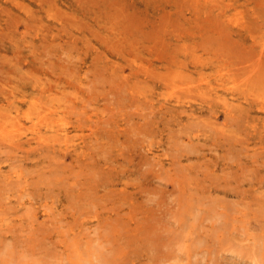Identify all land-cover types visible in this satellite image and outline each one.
<instances>
[{
  "label": "rangeland",
  "instance_id": "1",
  "mask_svg": "<svg viewBox=\"0 0 264 264\" xmlns=\"http://www.w3.org/2000/svg\"><path fill=\"white\" fill-rule=\"evenodd\" d=\"M193 1H195L196 3H204V4H207L209 6H212L213 10L212 11H210V10L209 11H204V10L202 11L201 10L200 13L192 12L191 10H189L187 2H193ZM263 1L264 0H216V1L215 0H169V1L168 0H0V73H2V75L0 74V82H1L0 88L3 85L2 88L0 89V116L3 114L6 115L7 113H12L13 115L19 114V118H15L14 120L16 121L17 124L20 123V124L24 125V126L20 125V128H21V126L25 128V131H24L25 133L23 134L22 140H26V139L31 140V142L30 141H28V142L24 141L23 144L21 145V149H19L20 146L14 147L15 145H13V143L9 144L8 143V142H10L9 140H6L0 136V142H1L0 145L3 144L0 146V178H1L2 182L4 181L7 184V185H5V183L3 182V184H4L3 185L2 182H0L1 183L0 184V190L4 187L3 191H0V192L6 193V194H3V196L0 195V198L2 199V201H0V202H2V203H0V224H1L0 226L3 227L2 229L0 227L1 231H3V233H0V236L2 237V239H0L1 240L0 241V257H1L0 263L1 264H12V262H13V264H15L16 261L14 262L13 260L17 259V261H18L17 264H19V263L33 264V263L37 262L39 258H40V260L48 259V258H46L47 255H45V250L49 251L51 249L50 252H52L54 250L51 253V256H49L50 252L49 253L47 252V254L49 257H51L49 259L53 260L54 262H58V263L60 262L59 264H62V262L66 261V260H64V261L62 260V255H61V254L64 255V253H65L67 258L71 257L75 261L78 260L77 261L78 264L81 263L80 261H83L82 262V264H83V263L87 262V261H85V258H87L89 260V258L96 257V254H97V252L99 253L100 249L101 250L105 249V250H102L103 252L106 251L107 248H105L106 247L105 243L108 240V241H110V244H107V246L110 245L112 248L113 245L115 246V244H116V246L117 245L119 246V247L117 246L116 249L120 248V249L126 251L128 257H131L130 258L131 263H127V264H139V263L143 264V261H145L144 264H151L152 261H154L153 258L155 259L156 257L158 258V259L156 258V261L160 260L159 259V257H160L163 261L166 262V264H178V262H179V264H183V263L188 264V262L190 264H202L204 262L203 261L201 263L202 260H206V263L204 262L203 264H208V263L213 264L212 261L214 262V264H216V263L217 264H261L262 263L263 264L264 263V260H263L264 256H262V254H260V253H263V255H264V242H263L264 241V234H263L264 233V220H263L264 219V216H263L264 210L262 212V215L260 213L261 209H264L263 208L264 207V193H263L264 192V174H263L264 164L262 163V162H264V153H263L264 152V146H263L264 145V111H263L264 110V76H263L264 73L260 72V71L264 72V62H262V60L264 59V51H263L264 50V2ZM109 2H111L115 6H112L111 3H109ZM255 2H256V5H255ZM108 4H110V5H108ZM253 4H254V6H253ZM185 5H187V6H185ZM257 5H258V7H257ZM119 7H121V8H119ZM122 10H124V11H122ZM223 10H226V11L223 12L222 16H219L220 11H223ZM203 12H205V13H203ZM197 15H198V17H197ZM208 15L212 16V18H215V20H217V21L219 19L221 20L220 23L215 21V24L218 23V26H214L215 24L212 25L211 23H209L205 20ZM196 19H198V20H196ZM219 25L221 26L220 28H219ZM213 27H217V28H213ZM222 27L225 28L224 31H223ZM233 30H234V32H232ZM235 30H237V31H235ZM218 31H220L221 33L219 32L220 33L219 34ZM227 32L229 34H227ZM223 33L225 35L230 36L231 38H229L228 36H225ZM216 35H220L221 37L216 36ZM154 40H156V41L159 40L160 42L159 41L156 42ZM169 40L174 41V42L170 43ZM204 40H205V42H204ZM207 40H211V41L208 42ZM227 40L231 41L232 43L233 42H235V43L231 44ZM187 42H188V44H187ZM199 42H202V43H199ZM198 43L201 45H198ZM219 43H221V45L223 46L224 49H221L222 47ZM223 43H225V45ZM154 44H155V46H154ZM239 44L240 45L243 44L244 48H242ZM113 45H115V46H113ZM217 45H218V47H217ZM219 45H220V47H219ZM226 45L228 47H225ZM231 45L232 46L236 45V47L239 45L238 47H241V49L237 47L239 50L237 49L235 51H232V50H234V48L236 49V47L233 46L234 48H232ZM112 46H113V48H112ZM201 46H202V48H201ZM217 48H220V49H217ZM226 48H227V50H226ZM158 49H160V53H159L160 55L158 54V52H159ZM230 49H232V50H230ZM156 50H157V52L154 53V51H156ZM224 50H225V52H224ZM251 50L253 52L252 56L250 53ZM102 51H104L105 53ZM168 51H169L170 57H169V55H166L168 53ZM226 51H228V52H226ZM230 51L233 53L235 52V55H234L235 57L231 56L232 54H230L231 53ZM238 51H239V53H240V51L243 52V54L247 53V54H245V56L247 55V58L245 60H242L241 58L244 59V56L243 57L241 56V55H243L242 53H240L241 55L239 54L240 57H238ZM97 52L99 53V55ZM155 54H157V55H155ZM220 54H222V55H220ZM223 54H224V56H223ZM261 54H262V56H261ZM158 55L160 56V58H158ZM256 55H257V57H256ZM97 56H99V57H97ZM100 56H101V58H100ZM94 57H96V58L94 59ZM103 57H105V58H103ZM237 57H238V59H241L243 64L241 63L240 60H238V62L236 61ZM67 58H68V60H67ZM229 58H231V59H229ZM72 59H74V60H72ZM233 59L234 60L236 59L235 60L236 62ZM254 59H255L256 63L253 62ZM105 61H107V62H105ZM110 61H112V62L110 63ZM117 61H119V62H117ZM227 61L228 62L230 61V62L228 63ZM65 62H67V63H65ZM98 62H100V63H98ZM121 62H123V64H121ZM180 62H186L189 65L183 66L182 65L183 63L181 64ZM108 63H109V65H106ZM173 63H174V65H172V66L169 65V64H173ZM238 63L239 64L241 63L240 64L241 67L239 66L240 68L238 67V71H237L236 68H237ZM96 64H97V66H96ZM127 64H129L130 67H128ZM243 65H244V67L242 68ZM101 66H103V67H101ZM166 66H171L172 69L168 68ZM235 66H236V68L234 69ZM138 67H140V68H138ZM143 67H146V69L147 68L148 69L146 70ZM245 67H246V69H244ZM256 67L258 68V71H256L257 70ZM49 68H51V69H49ZM252 68H254V69H252ZM51 70H52V72H50ZM76 70H78V71H76ZM245 70H248V71H245ZM254 70H255V72H254ZM69 71H70V73H69ZM126 71H129V72H126ZM93 72H94V74H93ZM164 72L168 73L169 75H167ZM63 73H64V75H63ZM70 74H71V76H70ZM102 74L103 75L106 74L107 76L112 75V78L111 79H110V77H109V79H107L108 77L103 78L104 76L102 77ZM27 75H29V76H27ZM173 75H174V77H173ZM185 75H188V76L191 75L192 79L188 80V82L187 81L183 82L184 84L181 85V87H184V85L187 87H190L189 85H191V87H194V88H196V86H203V87L204 86H206V87L211 86L212 88L218 87L219 89L223 90L224 88L222 87L221 84H227L226 87L230 88V90H225L224 93L227 92L225 95L228 97L229 100L230 99H231V101L233 100L232 104H230V105L225 104L224 105L223 102H221L219 100V103L222 105L221 106L217 105V107H215L216 111L207 112L206 113L207 115L203 114V116H201V117L197 116L198 112L190 111L191 117L184 119L183 122H180L178 120L179 116H180L179 113L180 112L182 113V110L185 108H182V105L177 106V107H175L179 110V111H177V110H175V108L172 107V104H174V98H175L172 94H174V92L176 94L179 90H181V87L180 86H177L178 88L177 87L167 88L164 86L161 87L159 85V83H160V78H166V79L168 78L170 80V79H172L171 77H173V79H177V80L185 78V79H183L185 81V80H187ZM113 76L116 77L115 79H118V80L112 81V79L114 78ZM122 77L124 79H122ZM175 77H177V78H175ZM181 77H183V78H181ZM91 78L93 80H91ZM140 78H143L142 81L140 80ZM3 79H5V80H3ZM145 80H146V82H144ZM76 81L78 84H76ZM91 81L95 82L94 88H93V84H92L94 82L91 83ZM109 81H111V83ZM114 82H116V83H114ZM119 82H121L120 86L118 85ZM124 82L126 83V86L124 85ZM127 82H128V84H127ZM51 84L55 87L54 91L49 92V93L46 92L42 96L45 98L41 97L42 99L40 100V102H44L45 105L48 106L47 113L50 114L49 115L50 118L55 120V121H53V122H55V124H61V123H67L68 124L69 123V125L66 124L67 127L72 126L71 124H73L72 122H74L75 120L77 121L78 119H81L85 123V124H83L84 129L75 130L71 127L70 131H69L70 140L67 142V141H65V139L63 137L61 138V140H62L61 141L60 138L58 139L57 136L54 135L55 134V131H53L54 128H49V127L43 126L44 130H46V129L50 130L51 134H50V132L47 133L46 136H48V137L45 136V138L43 137L44 139L40 138V141H42V142L37 143V141H39V137H38V140H37V138L32 139V130L28 129V127L32 124L31 118H28L25 115L26 111L33 109L34 107H31L27 103H29L28 100H30V98L33 95L34 88H41V87L43 88V87H47V86L49 87V85L51 86ZM111 84H112V86H111ZM115 84H117L119 86L118 90H113L114 87H117V85L115 86ZM121 84H123L127 88H125L124 86H121ZM96 85H97V87H96ZM110 86L113 88L111 89ZM123 87H124V89H126V91L123 90ZM87 88L90 90H88ZM95 88H97V90H95ZM176 88L179 90L177 91ZM233 90L236 91L235 94L230 93V91H233ZM110 91L113 92V95H112V92H110ZM115 91H119V92L116 93ZM106 92L109 94V96H107V95L103 96ZM191 92H189V93L190 94L193 93L192 95H195V96H193V98H190V99L188 98V99L191 100L193 103H196V104L198 103L199 105H201V101L196 96L198 91L194 90L192 93ZM126 93H128V94H126ZM135 93L137 95H135ZM24 94H27V96ZM129 94H132V95H129ZM34 95L40 96V93L36 92V93H34ZM90 95L92 97H89ZM118 95L121 96V98H120L121 102L119 99L117 100V98H119ZM249 95L252 97H249ZM51 96H53V97H51ZM125 96H127L128 98H126ZM133 96H135L137 98L135 99V97H133ZM246 96H247V98H246ZM93 97L95 100L92 99ZM96 97H97V99H96ZM105 98H107V100H105ZM90 99L92 100V102L90 101ZM113 99H114V101H113ZM134 99L136 101H134ZM143 99H144V101H143ZM60 100H61V102H64V103H61ZM145 100H147L148 102ZM106 101L108 102V104L109 103L110 104L112 103V104L111 105L107 104V106H106V103H107ZM130 101H131V104H130ZM166 102H167V105H165V107H163L162 105ZM120 103H121V105H120ZM124 103L128 107L126 105H124ZM135 103H136V105H135ZM116 104L120 105L119 107L117 105L118 109L116 108ZM137 105L139 107H137ZM148 105H151V107H149ZM168 105H170V106H168ZM199 105H197V106H199ZM104 106H106V107H104ZM123 106H125V107H123ZM120 107H121V109L126 108V107H127L126 109L131 108L132 110H130V112L131 111L132 112L134 111V112L133 113L127 112L126 109L121 110V109H119ZM136 107H137V109L135 110L134 108H136ZM154 107L157 109V110H155V115H152V116L150 115V117H152L153 119L150 117H147V116L145 118L144 114H146V113L148 114L151 111V108H154ZM18 108L20 109L19 111H17ZM64 108H66V109H64ZM92 108H93V110H92ZM149 108H150V110L147 111V109H149ZM224 108H225V110H224ZM74 109H77V110L79 109L78 111L75 110L76 115H74V113H75ZM95 109L97 110V112ZM160 109H162L163 113H161L162 111ZM89 110H91V111H89ZM137 110H139V112ZM94 111H95V113H94ZM121 111H123V112H121ZM136 111L138 114H136ZM143 111H144V114H143ZM89 112H92V114ZM80 113H82V114H80ZM87 113H89L90 115ZM139 113H140V115H139ZM185 114H188V113H185ZM86 115H88V116H86ZM234 115L237 118H235ZM243 115H245V116H243ZM64 116H65V118H63ZM108 116L111 117L110 119L108 118V120H110L111 122L109 124H107V122H105V125H104L102 120H104L103 119L104 117L107 118ZM119 116H120V118H117ZM228 116L231 118H229ZM100 117L101 118L103 117L102 120L99 119ZM91 118H93V119L91 120ZM159 118H161V119H159ZM167 118H169V119H167ZM222 118H224V119H222ZM239 118H241L243 120V123H242V120ZM85 119L87 122L84 121ZM114 119H115V121H113ZM187 119L189 121H187ZM200 119H202V121L203 120L204 121L202 122ZM105 120L107 121V119H105ZM193 120L196 122V123L194 122L196 124V125L194 124L195 126H193ZM209 120H210V122H209ZM233 120L234 121L237 120V121H235V123H234ZM35 121H36V123L40 122L39 118H37ZM42 122H40V123H42ZM49 122H52V121L49 120ZM132 122H135V123L137 122L139 125L137 126L135 123L132 124ZM189 122H191L192 124L191 123L187 124ZM197 122L200 124V126ZM206 122H207V125L209 123L210 126L209 125L207 126L205 124ZM237 122H239V124L240 123L242 124V125H238L239 126V132H238V126H237L238 123ZM40 123H38V124L40 125ZM95 123H98V124H95ZM114 123L116 125H114ZM125 123L127 125L130 124V126L129 127L126 126ZM203 123H204V125H203ZM87 124H89V126H87ZM102 125H104V126H102ZM110 125H113V126L110 127ZM145 125H147L148 127H151L150 128L151 130L147 129L148 127ZM91 126H93V127H91ZM117 126L119 127V129L116 130L115 128ZM131 126H133V128L136 127V129H138L137 127H140L141 129L143 128V130H141L139 128L138 130H141L139 132H138V130L135 131V129H134V131L130 130V132H129L128 128L131 129ZM18 127H19V124H18ZM126 127H128L127 130L125 129ZM157 127H159V128H157ZM164 127H165V129H164ZM209 127H211V128H209ZM212 127H214V129H212ZM104 128L105 129L108 128L111 130L114 128L112 130L114 132V135H111L112 138L116 136L115 138L112 139L114 143H112L111 138H107L108 136H102L101 135V133L103 134L105 132ZM145 128L147 131L145 130ZM208 128L212 129V131L209 130ZM90 129H93L92 131H96L99 134L98 135L92 134V136H90V133H91ZM10 130H11V125L9 126V129H7L6 132H9ZM219 130L221 132L223 131L224 133L220 134L219 132H216ZM145 131H146V133L143 134ZM170 131H172V132H170ZM225 132L230 134V137H229V135H225ZM60 133L63 135V134H65V131H60ZM79 133H81V134L79 135ZM6 134H8V133H6ZM210 134L212 137L210 136ZM73 135H76V136H73ZM232 135H233V137L235 136V138H233ZM29 136H31V137H29ZM35 136H36V134H35ZM61 136L59 135V137H61ZM131 136H133V137H131ZM174 136H176V137H174ZM239 136L242 137L243 140ZM84 137H85V139H84ZM86 137H87V139H86ZM98 137H100V138L98 139ZM103 137H105V138H103ZM165 137H167V138H165ZM169 137H171V140H173V141L170 142ZM174 138H176L177 142L174 141ZM257 138H259V139H257ZM180 139H182L183 141ZM1 140H4L3 141L4 143ZM133 140H135V141H133ZM97 141H99V142H97ZM108 141H110V143L106 144ZM45 142L47 144H45ZM53 142L55 145L54 148L57 146V148H55V149L52 148ZM194 142H196V143H194ZM228 142H230V144H228ZM233 142H234V144H233ZM42 143H44L43 146L40 145ZM88 143H90V144H88ZM102 143H104L105 145ZM132 143L133 144L137 143V146L133 145ZM139 143H141V144H139ZM187 143L188 144L191 143L192 148L189 145H185ZM201 143H204V144L201 145ZM235 143H237L238 145H236ZM112 144H115V145H113V148L110 147ZM129 144H132L133 146L132 145L129 146ZM181 144L184 145V147ZM210 144H211V146H210ZM34 145H36V146H34ZM139 145L142 149L138 148ZM212 145H214V146H212ZM235 146H236V148H235ZM32 147H34V150ZM49 147H50V150H49ZM87 147H89L90 150ZM130 147H131V149H130ZM135 147H136V149H138L137 151H139V149H141V151H139V152L136 151V153H135V151H134ZM196 147L198 148V150L195 149ZM228 147H229V150L231 149L233 151V153H229ZM123 148L127 151V153L129 152L128 154L126 153L127 155L123 156L122 153H120V152H122ZM237 148H240V151H238ZM241 148H243V149H241ZM97 149H99V150H97ZM101 149L102 150L105 149V152H102ZM7 150H9L11 152L8 153ZM44 150L48 151V152L51 151L50 153L55 152L56 155L55 154H49V153L45 152ZM130 150L131 151L133 150V152L136 155L139 153V155H137V157L134 153L132 155ZM21 151H23L24 153ZM142 151L144 154L142 153ZM227 151H228V154L230 156L226 153ZM255 151L257 154H260L258 157H257ZM15 152L16 153L18 152V155ZM44 152L46 153V154H44L46 156L43 155ZM108 152H110L111 154ZM112 152H113V154H112ZM123 152H124V150H123ZM169 152H171V153L174 152V153L171 154ZM179 152L181 153V155H183L182 157L179 154ZM236 152L238 153V156H237L238 158L235 157L237 154H234V153H236ZM248 152H250V153H248ZM11 153H12V155H11ZM38 153L41 154L39 157H37V155H39ZM57 153H59L60 155H58ZM140 153L143 155H140ZM177 153L179 156L176 155ZM216 153L218 154V156H216L217 155ZM239 153H242V155L240 156ZM101 154L103 157H101ZM249 154L251 156H249ZM50 155H52L53 160H52V158L51 159L48 158V157H50ZM89 155H91V156H89ZM104 155L105 156L107 155L106 157L108 159L106 158L104 160V157H105ZM170 155L172 156L173 159L170 157ZM62 156H64V158H62ZM98 156H99V159H98ZM117 156H118V158L116 159ZM127 156L129 158V160H128V158L124 159V157H127ZM132 156H134V158ZM140 156H142L141 159H140ZM152 156L155 159V161H154V159H152ZM247 156H249V157H247ZM13 158H14V160L16 159V163L14 161L12 163ZM18 158L19 159L21 158V159L17 163ZM91 158H93V160ZM138 158L141 161L147 160L146 162L148 165H146V162L144 163V161L141 163V161ZM215 158H216V160H215ZM111 159H112V161L110 162ZM134 159L136 161H133ZM178 159L182 163H185V165H183L181 168V170H183L184 172L179 169V167H181V166H179V167L177 166V165L182 164V163L178 164V163H180V161H178ZM77 160L79 162H77ZM126 160L128 162H126ZM67 161H71V163H69ZM107 161H109V162H107ZM114 161H116L115 163H117V162H119V163H117V165H116L114 163ZM151 161L154 162L155 165H153ZM159 161H161V162H159ZM177 161H178V163H177ZM230 161H231V163H230ZM232 161H234V162L232 163ZM44 162L46 164H43ZM56 162H57V164H56ZM155 162H159L160 164H158V167L162 166L165 170L163 171L162 170L163 168L158 169L157 164ZM51 163L54 166H52ZM112 163L115 164V166ZM48 164H50V166L53 168H51L50 166H47ZM109 164H110V166H108ZM124 164H126L127 167H126V165L123 166ZM142 164H143V166L145 165V168H146V166L150 165L151 168L147 167L149 170H151L153 168L152 166H154V168L152 169L153 171H154V169L157 168L159 171H161L160 173H165V174L167 172L168 173H167V175H165V174H160L157 169L156 170L158 172L156 170L154 172H152V171L148 172L147 168L145 169L144 167H141V166L138 168V166L142 165ZM163 164H164V166H163ZM195 164H197V165L195 166ZM198 164H200V166H202L201 167L202 170ZM97 165H100L99 168ZM175 165L177 167L176 169H178L180 171H177L174 168ZM12 166H13V168H12ZM17 166H19V167H17ZM41 166L45 167L46 169L45 168L42 169L43 167H41ZM58 166L62 167V169L58 168ZM131 166L133 169L135 166L136 167L133 170L131 168ZM184 166L185 167L189 166V169L187 167L183 168ZM204 166H205L206 171H204L205 169L203 170ZM48 167H50V168H48ZM54 167H55V169H54ZM102 167L104 169L103 171H102ZM109 167L110 168L113 167V171L112 170L110 171V169H108ZM118 167H119V169H118ZM121 167L122 168L124 167V170ZM128 167H130V169ZM33 168L36 169L37 171L34 170ZM65 168H66V170H65ZM70 168L71 169L73 168V169L70 170ZM167 168H169L168 170H170V172L173 170V173H169ZM242 168H245V169H242ZM24 169H25V171H27L26 173L23 171ZM78 169H80L81 172ZM89 169H93L91 171H94V172L93 173L91 172V174H92V176H94V178L97 177V175H99V176L97 178H95V179L93 178L91 180L92 176L90 174ZM94 169H96L98 171H96ZM105 169L106 170L108 169L107 170L108 173L110 172V174H108L106 172V174L110 176L109 178L106 174L104 176L102 175L105 173V171H106ZM116 169H117V171L120 169H122L123 171L120 170L119 173L116 171L117 174H114ZM125 169H126V171H125ZM250 169H251V171H249ZM260 169H261V171H260ZM11 170H12V172H11ZM61 170H62V172H59ZM245 170L247 172L249 171V173H247V172L244 173ZM50 171H51V173L49 174ZM73 171H74V174H73ZM99 171H100V174H99ZM175 171L178 172L177 176H176ZM197 171L199 172L198 174H197ZM233 171H234V173H233ZM83 172L84 173L86 172V174H83ZM111 172L113 173V176H112ZM130 172H131V174H130ZM179 172H181V173H179ZM193 172H195L194 174L197 175L196 177H194L195 175L192 174ZM206 172H208L209 174L211 173V179L213 178L215 181L213 179L211 181V179H210V177H208V175L205 176L207 174ZM212 172H214L216 175L214 173L212 175ZM240 172H243V174L241 175ZM251 172L253 173L252 175H251ZM65 173L66 174L69 173V174L66 176ZM95 173H96V175H95ZM145 173H147V176ZM219 173H221V174H219ZM255 173H258V175H260L261 178L258 179V177H260V176L257 177L256 176L257 174H255ZM126 174H127V176H126ZM151 174L152 175L155 174V176L154 175L152 176ZM180 174H181V176H179ZM183 174H185V175H183ZM224 174H225V178L226 177H228V178L225 179ZM50 175H51V177H50ZM73 175H75V176L73 177ZM76 175L78 176V179L80 176L79 180L82 179L81 180L82 182L81 181L78 182V179H76L77 178ZM85 175H86V177H85ZM101 175L103 177H101ZM157 175H158V177L160 175V177L158 178ZM190 175H192L193 178L190 177ZM218 175L221 176L220 178L222 180L217 179L219 177ZM240 175L242 176V178L245 181L244 180H242L243 182H241V180L238 181L241 177ZM47 176H49L50 178L47 179ZM64 176H65V178H64ZM130 176H132L131 178L134 179L133 184H132V181L129 180V179H131ZM251 176H253V179L251 178V180H248V178ZM16 177L20 178L19 181L17 180ZM42 177H43V179H42ZM111 177H112V179H110ZM164 177H167V178L165 179ZM174 177H175V179H174ZM185 177H187V178H185ZM234 177H237V178L235 179ZM21 178H25L26 180L21 179ZM29 178H31L32 180L30 181ZM85 178H89V179L86 180ZM98 178H101V179L99 180ZM107 178H108V180H107ZM153 178H155V179H153ZM169 178H171V180ZM176 178H178V182L175 181ZM188 178H190V179H188ZM113 179H114V181H113ZM116 179H117V181H116ZM139 179L140 180L142 179L141 182L139 181ZM158 179H159V181H157ZM164 179L166 182L168 181L167 184L164 183L165 182ZM9 180H10V182L8 183ZM21 180H22V182H21ZM54 180L56 182H54ZM94 180H96V181L99 180V181L97 183V182H94ZM162 180L164 182H161ZM184 180H186V181H184ZM200 180H202L201 181L202 183H200ZM15 181H16V183H15ZM65 181H67V182H65ZM100 181L103 183H101ZM109 181L111 183H109L105 186L106 182H109ZM115 181H116V183H114ZM127 181L128 182L130 181V182L128 183ZM134 181H136V183H134ZM68 182H69V184H66ZM104 182H105V184H104ZM175 182H177V183L175 184ZM207 182L210 185L209 184L206 185ZM259 182H261V184ZM14 183L20 184V185L18 184V186L20 187L19 190L15 189V188H18V186L17 185L14 186ZM60 183H61V185H60ZM62 183H65L64 186L62 185ZM76 183H78V184H76ZM99 183H100V185H99ZM186 183H188V184H186ZM214 183H218V185L214 184ZM229 183H231V184H229ZM256 183L259 185H257ZM153 184H155V188H154ZM12 185L14 186V188H12ZM66 185H69V186H66ZM78 185H79V187H77ZM142 185H144V186L150 185V186H148L149 192H146L147 190L144 191L145 187H143ZM160 185H161V187H160ZM163 185H164V188H163ZM184 185H185V187H184ZM224 185H225V187H224ZM235 185H236V187L234 188L233 186H235ZM1 186H3V187H1ZM7 186H9L10 188L6 189ZM37 186H38V188H37ZM82 186L85 189L87 186L88 187L91 186V188L87 187V189H86L87 192L85 191L86 196L88 195L87 197L91 200H89L88 198H84L86 196L84 194H81L84 192V191H82V189H83ZM93 186L96 187V190ZM152 186H153V188H149ZM205 186H209V187H205ZM107 187H109V189ZM174 187L177 190H175ZM67 188H69V189H67ZM70 188H71V191L74 190V192L71 193ZM93 188H94L95 192L89 190V189L93 190ZM105 188H107L106 191L109 190L110 194L108 193V191L105 193L104 192L102 193V191H105L104 190ZM158 188L159 189L163 188L162 189L163 191L160 190V192L162 193L161 195H160ZM239 188L243 189V193H242V190H240ZM119 189L121 190V192H118ZM140 189L142 192L140 191ZM172 189H174V190H172ZM178 189L180 191L182 189L181 195H179L180 192ZM203 189H205V190H203ZM79 190L82 192L79 193L80 192ZM112 190H114V191L118 190V191H116L117 193L116 192L114 193V191H112ZM128 190L131 191L130 196L133 195V199L131 198L132 196L131 197L129 196L130 199L128 198V195H129V193H127ZM192 190H194V191H192ZM230 190H232V191H230ZM234 190L235 191L237 190V194ZM246 190H247V192H246ZM69 191L71 194L69 193ZM124 191L125 192L127 191L126 192L127 194H124L125 193ZM195 191H197V193ZM58 192H60V193H58ZM76 192L78 194H76ZM172 192H174V193H172ZM175 192H178L179 194H177V196H180V197H184V195H186L185 201L188 200V198L191 196V194H193L191 197L192 198L194 197V199H196V197H197V199L199 200L198 201L196 199L198 201V203H197L198 205H201L205 201L208 204L204 203L206 208H204L203 204H202L203 207L200 206V208H199L197 205L195 206L197 201L196 200L194 201V199H192L190 197L189 201L192 199L190 201L191 206H189V208H188L189 210L187 211L184 208V204H185L184 198L182 199L180 197L177 198L176 196H174L175 198H177V199H175L173 196H169L172 194L176 195ZM182 192L184 194H182ZM185 192L188 195L185 194ZM39 193H41L42 195ZM73 193H75V197L77 195L78 198L80 196L84 195L83 198H84L86 204L89 201H91V202L94 201V203L90 204L91 202H89L86 206H84L85 202H83V198L82 197H81V199H78V198L75 199L74 198L75 199V201H74V199L71 197L73 195ZM114 194L116 195L115 197H114ZM148 194H150V196L152 194L154 196V194H155L156 197L151 196V199H152V197L154 198V199H152V202L150 201ZM221 194H223V195H221ZM39 195H41V196H39ZM48 195H49V197H48ZM146 195H148V198ZM201 195H203V198ZM213 195H216V198H215V196L213 197ZM108 196H109V198L107 199ZM112 196L114 197V201H115L114 203H113ZM199 196H201L202 199L199 198ZM208 196H210V198H212V199H210ZM254 196H258L257 197L258 200H259V197L261 198L260 200H262V198H263V200L261 202L259 200L256 203L257 199ZM110 197L112 199H110ZM171 197L174 198L173 201H172ZM219 197H220V199L222 197L224 199V202L220 201ZM157 198H159V201L163 199L164 202L160 201L162 204L160 202L158 203V201H156V200H158ZM204 198H205V200H203ZM213 198H215L216 200H214ZM217 198L219 201H217ZM87 199H88V201H86ZM109 199L112 201H110ZM118 199L120 202L118 201ZM141 199H142V202H141ZM200 199H201V201H200ZM80 200H81V202H79ZM153 200H155V201H153ZM202 200L204 202H202ZM207 200L210 203L211 202L214 203V204L213 203H211V204L213 205V207H215V209L210 207L212 205L209 202H207ZM243 200H244V202H243ZM59 201H61V202H59ZM99 201H101V203ZM143 201H145V202H143ZM175 201H177V202L179 201L177 203L178 206H177ZM230 201L232 202V205H230L231 203L228 204V202H230ZM75 202H78V203H75ZM121 202H123L122 204L126 203V205L121 206L120 205ZM130 202H132V204ZM140 202L142 204H140ZM174 202L176 204L175 206H173ZM252 202L253 203L255 202L256 204H253ZM79 203H80L81 209L78 205ZM136 203H139L140 205H137ZM167 203H168V206H167ZM220 203H221V205H220ZM68 204H70V205H68ZM72 204H73V206H71ZM102 204H103V207H102ZM104 204L107 206H105ZM193 204L195 207H193ZM44 205H45V207H44ZM81 205L84 207H87V208L89 207L88 208L89 210L87 208L84 209V207H82ZM110 205H113L112 207L114 208V210L111 208V210H113V211L110 210V207H111ZM133 205L135 206L134 208H133ZM161 205H163L164 207H162ZM67 206H69V207H67ZM116 206H118V207H116ZM119 206H120V209H119ZM154 206H155V208H154ZM231 206H234V208ZM70 207L71 208L73 207V208L71 209ZM144 207L145 208L147 207V210H149V211H147V210L142 211L143 209H145ZM160 207H161L162 211H160L161 209H158ZM171 207H173V208H171ZM196 207H198V208H196ZM221 207L222 208L224 207L223 208L224 210ZM27 208H28V210H27ZM30 208H31V210H30ZM82 208H83V210H82ZM108 208H109V210H108ZM153 208H154V210H153ZM167 208H168L169 212L171 211V209L176 210L177 212L172 210L175 212V214H174V212L173 213L170 212V215H172V214L174 216L177 215V219L180 218V220L178 221L177 219H175L176 217H174L173 215L172 216L174 217V219L172 217H170V215H168L169 214L168 210H166V212H168V214L165 212V209H167ZM180 208L182 210H180ZM203 208L205 209V210H203L204 212L202 211ZM259 208H261V209H259ZM49 209H51L52 213ZM76 209H77V211H76ZM184 209L188 213H186ZM196 209H198V210H196ZM225 209H226V211H225ZM251 209L252 210L255 209V210L252 211ZM72 210H74V211H72ZM85 210H87L86 212L88 214H86ZM115 210H118L119 212L117 213V211H115ZM123 210L129 211V213H131V211H132V213H131L132 215H129V213L127 214V211H125V213H124ZM155 210L162 212V214L164 212V214L162 215V214H160V212L157 213V212H155ZM195 210H196V212H194ZM213 210H216V211H213ZM9 211L11 214L9 213ZM58 211H59V213H58ZM94 211H96V212H94ZM97 211H99V212H97ZM141 211H142V213H141ZM152 211L154 212V214ZM192 211L194 212V214ZM197 211H200V213H198ZM227 211H230L229 215H228ZM3 212H5V213H3ZM133 212H134V214H133ZM56 213H57V215H55ZM64 213H66V214H64ZM119 213L122 214V216L124 214H126V215H124L122 217ZM179 213H181L180 216H178ZM205 213L206 214L208 213L210 215V218H211V215H212V218L217 217L216 216L217 213L218 214L220 213L219 215L221 217L218 215L219 218L214 219V222L216 223L215 224L213 222L212 218L210 220L209 216L206 217ZM214 213H215V217H213ZM258 213H259V217H258ZM1 214H3V215H1ZM19 214H21V215H19ZM25 214H26V216H23ZM142 214H143V216H141ZM151 214H152V216L156 215L155 216V217H157V219H155L156 221H158V219L160 217L161 218L157 222L159 226L156 225V227L157 226L159 227V229L157 227V232H156V227H153V229H155V230L151 231V233H150V231H148L147 225L151 226L152 225L151 221L153 220L152 218H155L154 216L152 217ZM184 214H186L185 217H188V218H185ZM113 215H114V218H113ZM157 215L160 217H158ZM193 215L195 217H193ZM203 215L205 216L206 219L207 218H209V219L206 220ZM222 215L228 216V217H223ZM3 216H5L6 218ZM105 216L108 218L112 217L113 219H109L108 222H107V220H108L107 219L104 222L103 220L106 219ZM117 216L118 217L121 216L120 217L121 218L120 223H122L123 226H125L128 223L131 227L128 226V224H127L126 226H128V227H127L126 231H124V228H123L122 232H120L119 230H120V227L122 225L120 223L119 224L117 223L118 222V220H116ZM146 216L148 217V220L150 221V223L148 221H147V224L145 223V220L147 218ZM165 216H166V219L163 218ZM167 216H169V218ZM181 216H183V217H181ZM200 216H202V218ZM7 217H10V220ZM140 217H142V219L143 218H145V219L142 220ZM230 217L233 220H231ZM260 217H263V219ZM4 218H5V220H4ZM32 218H34L35 222L33 221ZM120 218H119V221H120ZM139 218L141 219L140 221L142 222L141 223L139 221L140 224H142V225L146 224L145 227L142 228V225L141 226L137 225V224H139V222H138ZM183 218H185V220ZM196 218H198V219H196ZM203 218H204L205 222L207 221L206 223L203 222V220H202ZM220 218H221V220L223 219L222 221L220 220V225L222 222L223 227L220 226L219 223L216 221L217 219L219 221ZM249 218H251L253 220L252 221L250 219L252 221L251 223H253V222L255 223V224H252L253 226L257 224V226H254V229H252L253 228L252 225H250L249 227L246 226L247 228L245 227L246 221H247V225L251 224L248 222ZM258 218H260V219H258ZM181 219H182V221H181ZM243 219H247V220H244V222H243ZM74 220H76L77 222ZM110 220H114V222L117 221L116 222L117 224L116 223L115 224L118 226L120 225V227L115 226V224H114L115 227H113V221L111 223ZM168 220H169V223L167 222L168 224L167 223L165 224V222ZM174 220H176V222L178 223L177 224L175 222L177 225L174 223ZM191 220H192V222H191ZM196 220H198V221L195 222ZM201 220L203 223H201ZM257 220H258V222H257ZM123 221L125 222V225L123 224ZM156 221H154V222L156 223ZM185 221L187 223L189 222L190 224L188 225L187 223L186 224L183 223V225H182V222H185ZM229 221H230V223H229ZM38 222L40 223L39 225H38ZM50 222L52 224H54V226L56 223V226H58V228L57 227L54 228ZM135 222H136V224H134ZM159 222H160V224H159ZM26 223H28V226ZM31 223H32V226H30ZM48 223H49V225H48ZM96 223L98 225H96ZM163 223H164V225H163ZM259 223L262 224V228H260L261 226L258 225ZM193 224H195L196 227ZM214 224H215V227H214ZM37 225H38V228L35 227ZM44 225H45V228H44ZM199 225H200V227L204 226L205 228L204 227H202L203 229L198 228ZM4 226H6V227L4 228ZM8 226H10L12 231L15 230L14 232H16V233L18 232L19 234L17 235L14 232L10 231ZM33 226L35 228H33ZM107 226H109V227H107ZM160 226L163 227L162 229H164V228L167 229L169 226V229H167V231L165 229V231L167 233L169 231L172 234V236H171V234H166L164 230H162L163 231V233H162V231L160 230V228H161ZM185 226H188V227H185ZM20 227H21V229H19ZM30 227L35 229V231H33V229ZM64 227L67 228L69 235H66L65 233L63 234V232L62 233L60 232L62 230L65 231ZM146 227H147V231H146ZM221 227H222V229H221ZM256 227H257L258 231L255 230ZM39 228H41V229L39 230ZM47 228L49 231L47 230ZM59 228H60V230H59ZM91 228L93 230H91ZM112 228H113V230H112ZM114 228L116 229V233L114 232V230H115ZM139 228H141V230ZM170 228H171V230H170ZM197 228H198V230H197ZM206 228H207V230H205ZM213 228L214 229L217 228L218 229L217 232L215 230H212ZM4 229L5 230L8 229V232L7 231L4 232ZM23 229H24V232H22ZM28 229L30 231H28ZM36 229H38L39 232H37ZM149 229H150V227H149ZM180 229H182L184 232ZM199 229L201 230V232L199 231ZM223 229H226V231H228L229 236L225 235V233H224V235L222 234ZM138 230L140 232L141 231H143V232L137 233ZM159 230H160V236H159V232H158ZM172 230H174L175 232L173 233ZM178 230L180 232H178ZM192 230L195 231L197 234L200 233V234H198L199 237L195 232H192ZM220 230H222V231H220ZM238 230H240L241 232ZM32 231L36 234L38 233L37 237H36V234H33V236L35 235V237H32V233H33ZM76 231H78V232L80 231V233L81 234L83 233V235L81 236L80 233L76 234ZM83 231H85L86 233ZM89 231L91 232V235L89 234L90 233ZM127 231L131 234L127 233ZM20 232H22V234ZM48 232L50 233L49 234L50 236H48V234H47ZM147 232L150 233V236L148 237L149 234H146V238H145L144 233H147ZM220 232H222V233H220ZM13 233H14V235H13ZM30 233H31V235H30ZM41 233H44V234H41ZM132 233L135 235H133ZM152 233L153 234L156 233L155 237L157 236L156 238H158V240L155 237L152 238V236H154ZM177 233H178V235H177ZM179 233H183V234L179 235ZM192 233L196 234L197 236L193 235L191 237ZM214 233H218L217 236H214V235H216ZM230 233H232V234H230ZM233 233L235 235L237 233V235L238 236L240 235V236L235 237V235ZM79 234L81 236V239L84 240L83 243H82V240H80V236H78ZM84 234L85 235L87 234V235L85 236ZM97 234L102 235L103 237L98 236ZM142 234H143V237H141ZM244 234H245V236H244ZM253 234L255 235V237ZM38 235H40L39 236L40 239H41V237L43 238V243L41 241L40 242L38 241V240H40L38 238ZM43 235L46 236V239H47V237H48V239L50 238L49 240H52V238H55L53 240L54 243H52L53 241H49V240L44 239ZM230 235H232V237ZM257 235H259V237L263 238V240L261 238H260L261 240L259 239L263 243H261L258 239L256 241L255 238L257 237ZM16 236H18V238ZM24 236H25V238H24ZM30 236H31V238H30ZM77 236L79 237V239H77L78 238ZM93 236H95V238H93ZM163 236H165L166 239ZM212 236H213V238H210ZM223 236H225V240H227V238L229 239L230 237L232 238V240H230L231 239L230 238L229 239L230 241L228 240L229 243L225 242L223 240V238H224ZM243 236L245 238H246V236H248L249 238L248 237L246 239L243 238V240H242L241 238ZM4 237H6V241L2 242V240L3 241L5 240ZM12 237H13V240H12ZM60 237H64V238H61V240H60ZM67 237H69V238L71 237L70 238L71 242H69L67 240ZM86 237H88L87 240H88L89 244L87 243V241L85 239ZM98 237H101V238L99 239ZM107 237H108V239H107ZM137 237H139V238H137ZM185 237H187V238H185ZM217 237H219V238H217ZM22 238H24L25 242L23 241ZM91 238H92V240L96 239L95 242H94V240L90 241ZM112 238H114V239H112ZM170 238H172L173 241ZM178 238H179V240H178ZM192 238H194L193 240L197 239V241H195V242L191 241ZM199 238L201 240H199ZM221 238H222V242H224V245L222 244V242H220ZM9 239H10V241H7ZM18 239L20 241L22 240L21 241L22 243H19ZM34 239H36L35 241L37 243L34 241ZM63 239L65 241H63ZM116 239H120V240H122V241L124 240V241L120 242L119 240L117 241ZM154 239H156V240H154ZM175 239H177V240H175ZM180 239H181V241H180ZM205 239L208 242H206ZM248 239H250V240L252 239L253 243H252V241H249ZM161 240H164V242H162ZM189 240H190V244H189ZM212 240L214 241L213 242L214 248H213V245L211 243ZM245 240H247V241H245ZM12 241H13V243L14 242L16 243V246H15V243L14 244L12 243ZM26 241H27V243H26ZM58 241H60V242H58ZM77 241H79L78 242L79 245L81 244V249H79V247H78L79 245H78ZM125 241L128 242V245L126 244ZM165 241L166 242L170 241V242L166 243ZM176 241L178 243L180 242L181 244H178ZM198 241H200V242H198ZM216 241H218V242H216ZM231 241L235 244V246L236 245L239 246L240 243L243 244V242H245V243L247 242L246 244L244 243L243 246L240 245L238 247L240 250H242V253H243L244 249H241V248H244V247L246 249L249 248L247 251L246 250L244 251L245 254L243 253L244 257H246V260L244 257L241 258L243 256L242 254H240L241 251H239L238 248H236L234 245H233L234 250H232V249L229 250L230 247L229 248L225 247L229 244L228 246H231V248H233V246L231 245L232 244ZM236 241H237V243H235ZM32 242H33V245L31 244ZM50 242H51V245L53 244V246L50 245ZM91 242L95 243V245H91V244H93ZM100 242L102 243V246H101ZM133 242L136 244H134ZM193 242H194V245H196L198 243L196 245L198 249L195 246V248H196V250H195L194 246L191 245V244H193ZM201 242L204 244H202ZM215 242L218 243L219 245H216ZM248 242H250V243L248 244ZM55 243H57V244H55ZM74 243L77 244V246L74 245ZM86 243L88 245H91V247L92 246L97 247L96 243L99 244L98 245V251L96 249V254L94 252L95 248L92 247L93 249H91V247L89 246L91 249V252H92V250L94 252V254H92L93 257L91 256V252H89L90 250H88L89 247L87 248L88 245ZM120 243H122V244L120 245ZM175 243H177V244H175ZM185 243H187V245ZM200 243L202 244V247L204 249L202 247H201L202 249L200 247H198V246H201ZM207 243H209V244H207ZM226 243H227V245H226ZM12 244L14 245L13 248H12ZM42 244H44L43 245L44 250L41 249ZM47 244L50 247L47 246ZM140 244L143 246H141ZM206 244H207V246L208 245L211 246L214 250L217 247L219 248L220 244H221V247L219 248L220 253L218 252V249L215 250V253H213L214 250H212L211 247L207 248ZM247 244H248V246H247ZM261 244H262V246H261ZM34 245H35V247H34ZM36 245L38 248L36 247ZM257 245H259V246H257ZM82 246H84L85 248L82 249ZM120 246H123V248ZM146 246L147 247L149 246L148 248L150 250L148 248L146 249ZM153 246H154V249H153ZM188 246L189 247L192 246L193 248H191V247L189 248ZM2 247H4V249L7 252L3 251ZM8 247H9V249H8ZM18 247H19V250H18ZM45 247H48L49 250L46 249ZM130 247L131 248L134 247V249H136L137 252L134 249H131ZM139 247H140V249H139ZM30 248H31V250H33V252L30 250ZM61 248H63L62 251L64 250L66 252H64V251H63L64 253L61 252ZM76 248H77V250H76ZM128 248H130V250H134L135 254L132 251H130ZM144 248H145V250H144ZM157 248L159 249L157 253H159L161 251L163 256L160 253L157 254L156 252H155L156 255H154V251H157ZM222 248H223V250L225 248L224 252H226L225 253L226 255L224 254ZM259 248L261 249V252L259 251V253H258L257 249H259ZM14 249H16V251H14ZM21 249H22V252H21ZM34 249L38 250L39 252L41 250L42 251L40 252V254H37L38 251H36L35 253L37 254V256L36 255L34 256V254H35ZM116 249H114V250H116ZM141 249H142V251H140ZM1 250H2V255H1ZM79 250L85 251V253L82 252V257H80V259L78 258V256H75L76 253L78 255ZM114 250L111 251V253H110L111 257H115L114 255H116ZM166 250H167V252H165ZM253 250H256L255 251L256 253ZM28 251H30L32 253H30ZM149 251L153 253V254L151 253L154 256L153 258H150V256H152V255L150 253H148ZM177 251H179L180 253H178ZM164 252L167 254V257L164 256L165 255V254H163ZM173 252L177 253V254H174ZM230 252H234V254H232ZM235 252H236V255H235ZM252 252H253V255L255 253L254 257L252 255ZM24 253H26V254L24 255ZM29 253H30V255L32 254L31 255L32 258H29L31 260L28 259V257H30ZM54 253H57V255L56 254L53 255ZM168 253H170L173 257L171 255H169ZM12 254H14L13 255L14 258L16 257L15 259L12 258L13 257ZM27 254H28V257L26 256ZM230 254L234 256L233 259H232L233 256H231ZM247 254L249 255V257L247 256ZM256 254H259V256L257 255L258 258L256 257ZM17 255L20 256V258ZM38 255H40V256H38ZM65 255H64L63 259L65 258ZM175 255H177V256H175ZM193 255H195V256H193ZM224 255H225V257H224ZM24 256L27 258V261L25 258V261L22 262V260H24V259H21V257L24 258ZM52 256L55 259L52 258ZM229 256H231V257H229ZM9 257H10V259H9ZM250 257H252V258H250ZM67 258H65V259H67ZM69 258L67 259L66 262L71 260V258L70 259ZM182 258H183V260H182ZM254 258H256L258 260V262ZM59 259H61V260H59ZM93 259H94V261H97V260H95L96 258H93ZM149 259H151V261H148ZM169 259L171 260L170 262L167 261ZM174 259H177L176 262ZM194 259H196V261H194ZM6 260L7 261L10 260L11 263L7 262ZM162 260H160L161 261L160 263H159V261H157L156 263L157 264H165ZM259 260L262 262H260ZM154 262H153V264H154ZM119 263L120 262H118V264ZM121 263L126 264V262H122V261H121Z\"/></svg>",
  "mask_w": 264,
  "mask_h": 264
},
{
  "label": "bare ground",
  "instance_id": "2",
  "mask_svg": "<svg viewBox=\"0 0 264 264\" xmlns=\"http://www.w3.org/2000/svg\"><path fill=\"white\" fill-rule=\"evenodd\" d=\"M168 1H169V0H168ZM215 1H216V0H215ZM263 2H264V1H263ZM109 3H111V2H109ZM187 4H188V8H189V10H191L192 12L200 13L201 10H202V11H203V10H204V11H209V10L212 11V10H213V7H212V6H209V5L204 4V3H196L195 1H193V2H187ZM108 5H110V4H108ZM111 5H112V6H115V5H113L112 3H111ZM202 5H203V6H202ZM230 5H231V4H230ZM255 5H256V2H255ZM185 6H187V5H185ZM224 6H225V5H224ZM253 6H254V4H253ZM257 7H258V5H257ZM119 8H121V7H119ZM255 8H256V7H255ZM122 11H124V10H122ZM183 11H184V10H183ZM224 11H226V10L220 11V15H219V16H222ZM203 13H205V12H203ZM207 13H208V12H207ZM193 17H194V16H193ZM197 17H198V15H197ZM205 17H206V16H205ZM195 18H196V17H195ZM217 18H218V17H217ZM217 18H216V19H217ZM199 19H200V18H199ZM196 20H198V19H196ZM205 20H206L207 22L211 23L212 25L215 24V21H216V22H219V23L221 22L220 19L217 21V20H215V18H212V16H209V15L206 17ZM227 20H228V19H227ZM222 21H223V20H222ZM201 22H202V21H201ZM201 22H200V23H201ZM223 22H224V21H223ZM227 22H228V21H227ZM216 24H217V25H216ZM216 24H215L214 26H218V23H216ZM212 25H211V26H212ZM204 26H205V25H204ZM188 27H189V26H188ZM209 27H210V26H209ZM220 27H221V26L219 25V28H220ZM226 27H227V26H226ZM213 28H217V27H213ZM219 28H218V29H219ZM222 29H223V31H224L225 28L222 27ZM222 29H221V30H222ZM139 30H140V29H139ZM200 30H201V29H200ZM214 30H215V29H214ZM229 30H230V29H229ZM216 31H217V30H216ZM225 31H226V30H225ZM235 31H237V30H235ZM219 32H220V31H218V33H219ZM232 32H234V30H233ZM192 33H193V32H192ZM194 33H195V32H194ZM220 33H221V32H220ZM220 33H219V34H220ZM223 34H224V33H223ZM227 34H229V33L227 32ZM230 34H231V33H230ZM238 34H239V33H238ZM196 35H197V34H196ZM224 35H225V34H224ZM194 36H195V35H194ZM204 36H205V35H204ZM213 36H214V35H213ZM216 36H220V35H216ZM222 36H223V35H222ZM225 36H228V35H225ZM225 36H224V37H225ZM220 37H221V36H220ZM228 37L231 38L230 36H228ZM118 41H119V40H118ZM154 41H156V40H154ZM158 41H159V40H158ZM158 41H156V42H158ZM169 41H170V40H169ZM207 41L209 42V41H211V40H207ZM220 41H221V40H220ZM224 41H225V40H224ZM227 41H228V40H227ZM113 42H114V41H113ZM159 42H160V41H159ZM171 42H174V41H170V43H171ZM202 42H203V41H202ZM202 42H199V43H202ZM204 42H205V40H204ZM204 42H203V43H204ZM208 42H207V43H208ZM228 42L231 43V44H234V43H235V42L232 43L231 41H228ZM119 43H120V42H119ZM150 43H151V42H150ZM154 43H155V42H154ZM199 43H198V45H201V44H199ZM236 43H237V42H236ZM112 44H113V43H112ZM145 44H146V43H145ZM166 44H167V43H166ZM187 44H188V42H187ZM212 44H213V43H212ZM219 44L221 45V43H219ZM223 44L225 45V43H223ZM152 45H153V44H152ZM168 45H169V44H168ZM189 45H190V44H189ZM220 45H219V47H220ZM236 45H237V44H236ZM236 45H233V46L236 47ZM239 45H240V44H239ZM239 45H238V46H239ZM113 46H115V45H113ZM113 46H112V48H113ZM135 46H136V45H135ZM154 46H155V44H154ZM154 46H153V47H154ZM166 46H167V45H166ZM187 46H188V45H187ZM202 46H203V45H202ZM202 46H201V48H202ZM204 46H205V45H204ZM231 46H232V45H231ZM233 46H232V48H234ZM238 46H237V47H238ZM240 46H241L242 48H244L243 44L240 45ZM107 47H108V46H107ZM146 47H147V46H146ZM151 47H152V46H151ZM182 47H183V46H182ZM217 47H218V45H217ZM221 47H222L221 49H224L222 45H221ZM225 47H228V46L226 45ZM237 47H236V49L234 48V50H232V49H230V50L235 51V50H237L238 48L241 49V47H238V48H237ZM115 48H116V47H115ZM158 48H159V47H158ZM172 48H173V47H172ZM212 48H213V47H212ZM116 49H117V48H116ZM130 49H131V48H130ZM169 49H170V48H169ZM174 49H175V48H174ZM174 49H173V50H174ZM217 49H220V48H217ZM111 50H112V49H111ZM131 50H132V49H131ZM149 50H150V49H149ZM158 50H159V52H158V54H159V53H160V49H158ZM226 50H227V48H226ZM238 50H239V49H238ZM104 51H105V50H104ZM104 51H102V52H104ZM120 51H121V50H120ZM127 51H128V50H127ZM129 51H130V50H129ZM152 51H153V50H152ZM263 51H264V50H263ZM155 52H157V50L154 51V53H155ZM165 52H166V51H165ZM224 52H225V50H224ZM226 52H228V51H226ZM230 52H231V51H230ZM261 52H262V51H261ZM97 53H98V52H97ZM104 53H105V52H104ZM219 53H220V52H219ZM240 53L243 54V52H241V51H240ZM240 53H239V51H238V57H240V56H239ZM250 53H251V56H252V53H253L252 50H251ZM164 54H165V53H164ZM170 54H171V53H170ZM224 54H225V53H224ZM224 54H223V56H224ZM230 54H232L231 56L233 57V56L235 55V52H234V53L231 52ZM245 54H247V53H245ZM245 54H243V55L240 54L242 57L244 56V59L241 58L242 60H245V59L247 58V55L245 56ZM98 55H99V53H98ZM100 55H101V54H100ZM155 55H157V54H155ZM159 55H160V54H159ZM159 55H158V58H160ZM166 55H169V51H168V53H167ZM218 55H219V54H218ZM220 55H222V54H220ZM106 56H107V55H106ZM138 56H139V55H138ZM228 56H229V55H228ZM253 56H254V55H253ZM259 56H260V55H259ZM259 56H258V57H259ZM261 56H262V54H261ZM74 57H75V56H74ZM74 57H73V58H74ZM97 57H99V56H97ZM123 57H124V56H123ZM143 57H144V56H143ZM154 57H155V56H154ZM169 57H170V55H169ZM171 57H172V56H171ZM174 57H175V56H174ZM234 57H235V56H234ZM238 57H237V60L235 59L237 62H238V60L241 61V59H238ZM256 57H257V55H256ZM95 58H96V57H94V59H95ZM100 58H101V56H100ZM103 58H105V57H103ZM124 58H125V57H124ZM152 58H153V57H152ZM220 58H221V57H220ZM254 58H255V57H254ZM261 58H262V57H261ZM83 59H84V58H83ZM108 59H109V58H108ZM144 59H145V58H144ZM169 59H170V58H169ZM222 59H223V58H222ZM229 59H231V58H229ZM251 59H252V58H251ZM251 59H250V60H251ZM60 60H61V59H60ZM67 60H68V58H67ZM67 60H66V61H67ZM72 60H74V59H72ZM78 60H79V59H78ZM101 60H102V59H101ZM104 60H105V59H104ZM174 60H175V59H174ZM226 60H227V59H226ZM233 60H234V59H233ZM235 60H234V61H235ZM39 61H40V60H39ZM42 61H43V60H42ZM48 61H49V60H48ZM70 61H71V60H70ZM107 61H108V60H107ZM107 61H105V62H107ZM114 61H115V60H114ZM114 61H113V62H114ZM168 61H169V60H168ZM170 61H171V60H170ZM234 61H233V62H234ZM236 61H235V62H236ZM240 61H239V62H240ZM40 62H41V61H40ZM111 62H112V61H110V63H111ZM115 62H116V61H115ZM117 62H119V61H117ZM124 62H125V61H124ZM227 62H228V61H227ZM229 62H230V61H229ZM229 62H228V63H229ZM253 62L256 63V62H255V59H254ZM262 62H264V59L262 60ZM43 63H44V62H43ZM47 63H48V62H47ZM65 63H67V62H65ZM76 63H77V62H76ZM98 63H100V62H98ZM149 63H150V62H149ZM180 63H181V64L183 63V64H182L183 66H184V65H186V66L189 65V64H187L186 62H180ZM241 63L243 64L242 61H241ZM241 63H240V64H241ZM254 63H253V64H254ZM48 64H49V63H48ZM51 64H52V63H51ZM102 64H103V63H102ZM121 64H123V62H121ZM129 64H130V63H129ZM129 64H127L128 67H130ZM203 64H204V63H203ZM240 64L238 63L237 68H236V66H235L234 69L236 68L237 71H238V67H239V66L241 67ZM67 65H68V64H67ZM104 65H105V64H104ZM106 65H109V63L106 64ZM110 65H111V64H110ZM169 65L172 66V65H174V63H173V64H169ZM256 65H257V64H256ZM256 65H255V66H256ZM96 66H97V64H96ZM171 66H166V67L172 69ZM183 66H182V67H183ZM245 66H246V65H245ZM68 67H69V66H68ZM94 67H95V66H94ZM101 67H103V66H101ZM240 67H239V68H240ZM243 67H244V65L242 66V68H243ZM257 67H258V66H257ZM257 67H256V68H257ZM99 68H100V67H99ZM138 68H140V67H138ZM143 68L146 69V67H143ZM232 68H233V67H232ZM259 68H260V67H259ZM49 69H51V68H49ZM67 69H68V68H67ZM67 69H66V70H67ZM100 69H101V68H100ZM108 69H109V68H108ZM121 69H122V68H121ZM147 69H148V68H147ZM147 69H146V70H147ZM244 69H246V67H245ZM252 69H254V68H252ZM12 70H13V69H12ZM94 70H95V69H94ZM94 70H93V71H94ZM239 70H240V69H239ZM1 71H2V70H1ZM47 71H48V70H47ZM76 71H78V70H76ZM105 71H106V70H105ZM129 71H130V70H129ZM129 71H126V72H129ZM240 71H241V70H240ZM245 71H248V70H245ZM256 71H258V68H257ZM50 72H52V70H51ZM65 72H66V71H65ZM161 72H162V71H161ZM161 72H160V73H161ZM243 72H244V71H243ZM254 72H255V70H254ZM260 72H261V73H264V72H262V71H260ZM54 73H55V72H54ZM59 73H60V72H59ZM69 73H70V71H69ZM95 73H96V72H95ZM104 73H105V72H104ZM164 73H166V72H164ZM244 73H245V72H244ZM244 73H243V74H244ZM256 73H257V72H256ZM0 74L2 75V73H0ZM56 74H57V73H56ZM93 74H94V72H93ZM143 74H144V73H143ZM166 74L169 75L168 73H166ZM250 74H251V73H250ZM3 75H4V74H3ZM6 75H7V74H6ZM52 75H53V74H52ZM60 75H61V74H60ZM63 75H64V73H63ZM105 75H106V74H105ZM105 75L102 74V77H103V76H104L103 78L108 77L107 79H109V77H110V79L112 78V75H110V76H109V75H108V76H107V75L105 76ZM170 75H171V74H170ZM27 76H29V75H27ZM70 76H71V74H70ZM95 76H96V75H95ZM148 76H149V75H148ZM150 76H151V75H150ZM258 76H259V75H258ZM263 76H264V75H263ZM20 77H21V76H20ZM113 77H114V76H113ZM173 77H174V75H173ZM173 77H171L172 79H170V80H169L168 78H167V79H166V78H160V83H159V85H160L161 87L164 86V87H167V88H170V87H171V88H175V87H177V86H180V87H181V85L184 84L183 82H186V81L188 82V80L192 79L191 75H190V76L185 75V77H186V79H187V80H185V81L183 80V79H185V78H183V77H181V78H183V79H179V80H177V79H173ZM189 77H190V78H189ZM254 77H255V76H254ZM27 78H28V77H27ZM30 78H31V77H30ZM115 78H116V77H114V78L112 79V81H114V80H115V81L118 80V79H115ZM126 78H127V77H126ZM137 78H138V77H137ZM175 78H177V77H175ZM258 78H259V77H258ZM86 79H87V78H86ZM122 79H124V78L122 77ZM142 79H143V78H140L141 81H142ZM3 80H5V79H3ZM56 80H57V79H56ZM72 80H73V79H72ZM91 80H93V79L91 78ZM101 80H102V79H101ZM119 80H120V79H119ZM163 80H164V81H163ZM241 80H242V79H241ZM255 80H256V79H255ZM258 80H259V79H258ZM59 81H60V80H59ZM74 81H75V80H74ZM94 81H95V80H94ZM94 81H91V83L94 82ZM104 81H105V80H104ZM107 81H108V80H107ZM201 81H202V80H201ZM201 81H200V82H201ZM5 82H6V81H5ZM95 82H96V81H95ZM95 82L92 83V84H93V88H94V86H95ZM105 82H106V81H105ZM109 82L111 83V81H109ZM109 82H108V83H109ZM117 82H118V81H117ZM144 82H146V80H145ZM147 82H148V81H147ZM190 82H191V81H190ZM0 83H1V82H0ZM106 83H107V82H106ZM106 83H105V84H106ZM114 83H116V82H114ZM120 83H121V82L118 83L119 86H120ZM53 84H54V83H53ZM76 84H78L77 81H76ZM88 84H89V83H88ZM127 84H128V82H127ZM136 84H137V83H136ZM192 84H193V83H192ZM197 84H198V83H197ZM8 85H9V84H8ZM97 85H98V84H97ZM97 85H96V87H97ZM113 85H114V84H113ZM116 85H117V84H115V86H116ZM118 85H117V87H114L113 90H118V87H119ZM124 85L126 86V83H125V82H124ZM124 85L121 84V86H124ZM187 85H188V84H187ZM193 85H194V84H193ZM221 85H222V87L224 88L223 90L219 89L218 87H214V88H212L211 86H208V87L204 86V87H203V86H196V85H195L196 88L191 87V85H189L190 87H187V86L184 85V87H181V90L177 89V88H178V87H177L176 90H177V91L179 90V91H178L176 94H175V92H174V94H172V95L175 97V98H174V104H172V107L175 108V107H177V106L182 105V108H185V109L182 110V113H181V112L179 113L180 116H179V119H178V120H179L180 122H183L184 119H186V118H190V117H191V116H190V115H191V112H190V111H192V112H194V111H195V112H198V115H197L198 117L203 116V114L205 115L207 112H214V111H216L215 107H217V105H218V106H219V105H220V106L222 105V104L219 103V100H220L221 102H223L224 105H225V104H226V105H230V104H232V101H233V100L231 101V99H230V100L228 99V97L225 95L227 92L224 93L225 90H230V88L226 87L227 84H221ZM2 86H3V85H2ZM2 86H1V88H2ZM10 86H11V85H10ZM81 86H82V85H81ZM89 86H90V85H89ZM98 86H99V85H98ZM111 86H112V84H111ZM111 86H110V87H111ZM125 86H124V87H125ZM5 87H6V86H5ZM83 87H84V86H83ZM83 87H82V88H83ZM103 87H104V86H103ZM124 87H123V90L126 91V89H124ZM129 87H130V86H129ZM1 88H0V89H1ZM112 88H113V87H111V89H112ZM115 88H116V89H115ZM121 88H122V87H121ZM125 88H127V87H125ZM5 89H6V88H5ZM54 89H55V87H54L52 84H51V86L49 85V87L47 86V87H43V88H42V87H41V88H34L33 95H32V97L30 98V100H28L29 103H27V104L30 105L31 107H34L33 109H30V110L26 111V114H25V115H26L28 118H31L32 124L28 127V129H31V130H32V139H33V138H37V140H38V137H39V141H37V143L42 142V141H40V138L44 139L45 136L47 135V133L50 132V130H48V129L44 130L43 126H45V127H49V128H54V130H53V131H55V134H54V135L57 136L58 139L60 138V140H61V138L63 137V138L65 139V141H67V142L70 140V138H69V137H70V136H69V131H70V128H71V127H72L73 129H75V130H80V129L82 130V129H84V128H83V127H84L83 124H85V123H84L83 120H81V119H78L77 121L75 120L74 122H72L73 124H71L72 126H70V127H69V126H68V127L66 126L67 123L55 124V122H53V121H55V120L52 119V118H50V116H49L50 114L47 113L48 106H46L44 102H40V100H41L42 98H45V97H42V96H43L46 92H48V93H49V92H52V91H54ZM84 89H85V88H84ZM84 89H83V90H84ZM87 89H88V88H87ZM106 89H107V88H106ZM88 90H90V89H88ZM91 90H92V89H91ZM95 90H97V88H95ZM107 90H108V89H107ZM194 90H195V91H198L196 96H197L198 99L201 101V105H199L198 103H197V104H196V103H193L191 100H189L190 98H193V96H195V95H192V94H193L192 92H193ZM254 90H255V89H254ZM98 91H99V90H98ZM98 91H97V92H98ZM191 91H192V92H191ZM199 91H200V92H199ZM36 92H37V93H40V96H35L34 93H36ZM93 92H94V91H93ZM99 92H100V91H99ZM110 92H112V91H110ZM115 92L117 93V92H119V91H115ZM129 92H130V91H129ZM189 92H191L192 94H190ZM8 93H9V92H8ZM77 93H78V92H77ZM77 93H76V94H77ZM81 93H82V92H81ZM102 93H103V92H102ZM124 93H125V92H124ZM171 93H172V92H171ZM230 93L235 94L236 91L233 90V91H230ZM94 94H95V93H94ZM100 94H101V93H100ZM121 94H122V93H121ZM121 94H120V95H121ZM126 94H128V93H126ZM241 94H242V93H241ZM243 94H244V93H243ZM245 94H246V93H245ZM24 95L27 96V94H24ZM68 95H69V94H68ZM105 95L109 96V94H108L107 92H106L103 96H105ZM112 95H113V92H112ZM112 95H111V96H112ZM120 95H118L119 98H117V100H118V99L120 100V98H121ZM129 95H132V94H129ZM135 95H137V94L135 93ZM247 95H248V94H247ZM250 95H251V94H250ZM250 95H249V97H252V96H250ZM2 96H3V95H2ZM83 96H84V95H83ZM96 96H97V95H96ZM241 96H242V95H241ZM3 97H4V96H3ZM37 97H38V98H37ZM41 97H42V98H41ZM51 97H53V96H51ZM71 97H72V96H71ZM89 97H92V96L90 95ZM125 97L128 98L127 96H125ZM133 97H135V96H133ZM243 97H244V96H243ZM254 97H255V96H254ZM108 98H109V97H108ZM112 98H113V97H112ZM131 98H132V97H131ZM136 98H137V97H135V99H136ZM188 98H189V99H188ZM246 98H247V96H246ZM257 98H258V97H257ZM92 99H94V97H93ZM96 99H97V97H96ZM135 99H134V101H136ZM138 99H139V98H138ZM216 99H217V100H216ZM67 100H68V99H67ZM74 100H75V99H74ZM80 100H81V99H80ZM82 100H83V99H82ZM94 100H95V99H94ZM105 100H107V98H105ZM90 101L92 102L91 99H90ZM110 101H111V100H110ZM113 101H114V99H113ZM143 101H144V99H143ZM145 101H147V100H145ZM38 102H39V103H38ZM60 102H61V100H60ZM103 102H104V101H103ZM106 102H107V101H106ZM111 102H112V101H111ZM120 102H121V100H120ZM123 102H124V101H123ZM147 102H148V101H147ZM147 102H146V103H147ZM257 102H258V101H257ZM61 103H64V102H61ZM65 103H66V102H65ZM71 103H72V102H71ZM104 103H105V102H104ZM114 103H115V102H114ZM136 103H137V102H136ZM136 103H135V105H136ZM141 103H142V102H141ZM149 103H150V102H149ZM262 103H263V102H262ZM43 104H44V105H43ZM107 104H108V102L106 103V106H107ZM111 104H112V103H111ZM111 104L109 103L108 105H111ZM122 104H123V103H122ZM130 104H131V101H130ZM133 104H134V103H133ZM49 105H50V104H49ZM65 105H66V104H65ZM76 105H77V104H76ZM84 105H85V104H84ZM117 105H118V107H119V106L121 105V103H120V105H119V104H116V108L118 109ZM124 105H126V104L124 103ZM165 105H167V102L164 103L162 106L165 107ZM197 105H199V106H197ZM67 106H68V105H67ZM106 106H104V107H106ZM126 106H127V105H126ZM129 106H130V105H129ZM145 106H146V105H145ZM145 106H144V107H145ZM148 106L151 107V105H148ZM148 106H147V107H148ZM168 106H170V105H168ZM185 106H186V107H185ZM27 107H28V106H27ZM80 107H81V106H80ZM90 107H91V106H90ZM121 107H122V106H121ZM121 107H120L119 109H121ZM123 107H125V106H123ZM127 107H128V106H127ZM127 107H126V108H127ZM130 107H131V106H130ZM137 107H139V106L137 105ZM137 107L134 108V109L136 110ZM163 107H162V108H163ZM126 108H122V109L124 110V109H126ZM131 108H132V107H131ZM131 108H130V109H126L127 112H130V110H132ZM145 108H146V107H145ZM255 108H256V107H255ZM64 109H66V108H64ZM83 109H84V108H83ZM111 109H112V108H111ZM122 109H121V110H122ZM229 109H230V108H229ZM243 109H244V108H243ZM12 110H13V109H12ZM19 110H20V109L18 108L17 111H19ZM26 110H27V109H26ZM75 110L78 111L79 109H78V110H77V109H74V112H75ZM92 110H93V108H92ZM95 110H96V109H95ZM128 110H129V111H128ZM148 110H150V108L147 109V111H148ZM155 110H157L155 107H154V108H151V111H150L148 114H147V113L144 114V111H143L144 117L146 118V116H147V117H150V115H151V116H152V115H155ZM160 110L162 111V109H160ZM166 110H167V109H166ZM175 110L179 111L177 108H175ZM224 110H225V108H224ZM252 110H253V109H252ZM256 110H257V109H256ZM258 110H259V109H258ZM22 111H23V110H22ZM80 111H81V110H80ZM89 111H91V110H89ZM101 111H102V110H101ZM119 111H120V110H119ZM137 111L139 112V110H137ZM137 111H136V114H138ZM250 111H251V110H250ZM260 111H261V110H260ZM263 111H264V110H263ZM23 112H24V111H23ZM81 112H82V111H81ZM96 112H97V110H96ZM121 112H123V111H121ZM133 112H134V111H133ZM133 112L131 111L130 113H133ZM247 112H248V111H247ZM71 113H72V112H71ZM83 113H84V112H83ZM89 113L92 114V112H89ZM89 113H87V114H89ZM94 113H95V111H94ZM104 113H105V112H104ZM161 113H163V111H162ZM164 113H165V112H164ZM185 113H188V114H185ZM80 114H82V113H80ZM84 114H85V113H84ZM156 114H157V113H156ZM210 114H211V113H210ZM221 114H222V113H221ZM23 115H24V114H23ZM43 115H44V116H43ZM74 115H76V112L74 113ZM89 115H90V114H89ZM139 115H140V113H139ZM139 115H138V116H139ZM159 115H160V114H159ZM171 115H172V114H171ZM206 115H207V114H206ZM55 116H56V115H55ZM77 116H78V115H77ZM86 116H88V115H86ZM106 116H107V115H106ZM197 116H196V117H197ZM211 116H212V115H211ZM243 116H245V115H243ZM248 116H249V115H248ZM248 116H247V117H248ZM74 117H75V116H74ZM136 117H137V116H136ZM163 117H164V116H163ZM228 117H229V116H228ZM234 117H235V115H234ZM15 118H19V114L13 115L12 113H7L6 115L3 114V115L0 116V136L3 137V138L6 139V140H9V141H10V142H8L9 144H10V143H13V145H15L14 147H19V146H20L19 149H21V145L23 144L24 141H26V142L30 141V142H31V140H30V139H29V140H27V139H26V140H22L23 134L25 133V132H24V131H25V128L22 127V126H24V125H22V124H20V123H18V124H19V127H18V124H17L16 121L14 120ZM37 118H39L40 122L43 121L42 123L38 122V123H40V125H39L38 123H36V121H35ZM40 118H41V119H40ZM63 118H65V116H64ZM63 118H62V119H63ZM77 118H78V117H77ZM79 118H80V117H79ZM97 118H98V117H97ZM102 118H103V117H102ZM102 118L100 117L99 119L102 120ZM108 118L110 119L111 117L108 116L107 118H106V117L103 118L104 120H102V122L104 123V125H105V122H107V124H109V123L111 122L110 120H108ZM117 118H120V116L117 117ZM138 118H139V117H138ZM150 118H152V117H150ZM229 118H231V117H229ZM235 118H237V117H235ZM245 118H246V117H245ZM251 118H252V117H251ZM72 119H73V118H72ZM92 119H93V118H91V120H92ZM105 119H107V121H106ZM123 119H124V118H123ZM136 119H137V118H136ZM152 119H153V118H152ZM159 119H161V118H159ZM167 119H169V118H167ZM222 119H224V118H222ZM239 119H241V118H239ZM249 119H250V118H249ZM260 119H261V118H260ZM49 120H51L52 122H49ZM64 120H65V119H64ZM64 120H63V121H64ZM164 120H165V119H164ZM200 120L202 121V119H200ZM211 120H212V119H211ZM241 120H242V119H241ZM17 121H18V120H17ZM84 121H86V119H85ZM113 121H115V119H114ZM128 121H129V120H128ZM130 121H131V120H130ZM159 121H160V120H159ZM187 121H189V120L187 119ZM203 121H204V120H203ZM203 121H202V122H203ZM214 121H215V120H214ZM217 121H218V120H217ZM233 121H234V120H233ZM235 121H237V120H235ZM235 121H234V123H235ZM257 121H258V120H257ZM18 122H19V121H18ZM68 122H69V121H68ZM86 122H87V121H86ZM89 122H90V121H89ZM93 122H94V121H93ZM165 122H166V121H165ZM194 122H195V121L193 120V126L196 125V124H195L196 122H195V123H194ZM202 122H201V123H202ZM209 122H210V120H209ZM219 122H220V121H219ZM222 122H223V121H222ZM57 123H58V122H57ZM103 123H102V124H103ZM126 123H127V122H126ZM126 123H125V124H126ZM129 123H130V122H129ZM134 123H135V122H132V124H134ZM155 123H156V122H155ZM190 123H191V122H189V123H187V124H190ZM197 123H198V122H197ZM237 123H238V124H237ZM237 123H236L237 126H238V125H242L241 123L239 124V122H237ZM242 123H243V120H242ZM95 124H98V123H95ZM135 124H136L137 126L139 125L137 122H136ZM140 124H141V123H140ZM144 124H145V123H144ZM191 124H192V123H191ZM194 124H195V125H194ZM198 124H199V123H198ZM198 124H197V125H198ZM205 124L207 125V122H206ZM220 124H221V123H220ZM10 125H11V130H10L9 132H6L7 129H9V126H10ZM20 125H22L21 128H20ZM67 125H69V123H68ZM104 125H102V126H104ZM114 125H116V124L114 123ZM117 125H118V124H117ZM165 125H166V124H165ZM203 125H204V123H203ZM208 125H209V123H208ZM208 125H207V126H208ZM87 126H89V124H87ZM95 126H96V125H95ZM108 126H109V125H108ZM111 126H113V125H110V127H111ZM118 126H119V125H118ZM118 126L115 128L116 130L119 129ZM120 126H121V125H120ZM124 126H125V125H124ZM126 126L129 127L130 124H128V125L126 124ZM145 126H147V125H145ZM150 126H151V125H150ZM180 126H181V125H180ZM199 126H200V124H199ZM199 126H198V127H199ZM209 126H210V125H209ZM212 126H213V125H212ZM217 126H218V125H217ZM229 126H230V125H229ZM232 126H233V125H232ZM91 127H93V126H91ZM128 127H126L125 129L127 130ZM147 127H148V126H147ZM166 127H167V126H166ZM178 127H179V126H178ZM205 127H206V126H205ZM214 127H215V126H214ZM214 127H212V129H214ZM246 127H247V126H246ZM246 127H245V128H246ZM252 127H253V126H252ZM22 128H23V129H22ZM120 128H121V127H120ZM132 128H133V126H131V129L128 128L129 132H130V130H133V131H134V129H135V131H136V130H138L140 127H137L138 129H136V127H134L133 129H132ZM150 128H151V127H148L147 129H150ZM157 128H159V127H157ZM168 128H169V127H168ZM194 128H195V127H194ZM209 128H211V127H209ZM209 128H208V129H209ZM260 128H261V127H260ZM113 129H114V128H113ZM113 129H112V130H113ZM140 129H141V128H140ZM164 129H165V127H164ZM212 129H209V130L212 131ZM258 129H259V128H258ZM258 129H257V130H258ZM21 130H22V131H21ZM90 130H91L90 136H92V134H97V135L99 134V133L96 132V131H92L93 129H90ZM96 130H97V129H96ZM112 130H111V129H108V128H106V129L104 128V131H105V132H104L103 134L101 133V135H102V136H108L107 138H111L112 143H114L112 139L115 138L116 136L112 138L111 135H114V132H113ZM116 130H115V131H116ZM141 130H143V128H142ZM141 130H138V132L141 131ZM145 130H146V128H145ZM150 130H151V129H150ZM153 130H154V129H153ZM175 130H176V129H175ZM186 130H187V129H186ZM255 130H256V129H255ZM60 131H65V134L62 135V134L60 133ZM120 131H121V130H120ZM146 131H147V130H146ZM146 131H145L143 134H145ZM148 131H149V130H148ZM249 131H250V130H249ZM5 132L8 133V134H6ZM89 132H90V131H89ZM170 132H172V131H170ZM173 132H174V131H173ZM177 132H178V131H177ZM189 132H190V131H189ZM214 132H215V131H214ZM216 132H219L220 134H221V133H224L223 131L221 132L220 130H219V131H216ZM238 132H239V126H238ZM243 132H244V131H243ZM257 133H258V132H257ZM261 133H262V132H261ZM35 134H36V136H35ZM50 134H51V132H50ZM80 134H81V133H79V135H80ZM105 134H106V135H105ZM118 134H119V133H118ZM123 134H124V133H123ZM143 134H142V135H143ZM178 134H179V133H178ZM180 134H181V133H180ZM182 134H183V133H182ZM187 134H188V133H187ZM187 134H186V135H187ZM195 134H196V133H195ZM251 134H252V133H251ZM59 135H60V136L62 135V136L59 137ZM134 135H135V134H134ZM225 135H229V137H230V134H228L227 132H225ZM73 136H76V135H73ZM73 136H72V137H73ZM99 136H100V135H99ZM126 136H127V135H126ZM143 136H144V135H143ZM180 136H181V135H180ZM210 136H211V134H210ZM29 137H31V136H29ZM29 137H28V138H29ZM43 137H44V138H43ZM46 137H48V136H46ZM131 137H133V136H131ZM161 137H162V136H161ZM174 137H176V136H174ZM211 137H212V136H211ZM232 137H233V135H232ZM239 137H240V136H239ZM259 137H260V136H259ZM99 138H100V137H98V139H99ZM103 138H105V137H103ZM142 138H143V137H142ZM165 138H167V137H165ZM189 138H190V137H189ZM233 138H235V136H234ZM240 138L242 139V137H240ZM55 139H56V138H55ZM84 139H85V137H84ZM86 139H87V137H86ZM95 139H96V138H95ZM98 139H97V140H98ZM134 139H135V138H134ZM169 139H170V140H169L170 142L173 141V140H171V137H169ZM178 139H179V138H178ZM211 139H212V138H211ZM214 139H215V138H214ZM217 139H218V138H217ZM247 139H248V138H247ZM247 139H246V140H247ZM257 139H259V138H257ZM109 140H110V139H109ZM125 140H126V139H125ZM128 140H129V139H128ZM180 140H182V139H180ZM242 140H243V139H242ZM1 141L3 142L4 140H1ZM61 141H62V140H61ZM84 141H85V140H84ZM121 141H122V140H121ZM130 141H131V140H130ZM133 141H135V140H133ZM174 141H176V138H174ZM182 141H183V140H182ZM217 141H218V140H217ZM244 141H245V140H244ZM43 142H44V141H43ZM46 142H47V141H46ZM46 142H45V144H47ZM54 142H55V141H54ZM54 142H53V147H52V148H54V146H55V145H54ZM67 142H66V143H67ZM97 142H99V141H97ZM127 142H128V141H127ZM131 142H132V141H131ZM131 142H130V143H131ZM142 142H143V141H142ZM162 142H163V141H162ZM162 142H161V143H162ZM167 142H168V141H167ZM176 142H177V141H176ZM185 142H186V141H185ZM185 142H184V143H185ZM196 142H197V141H196ZM196 142H194V143H196ZM202 142H203V141H202ZM0 143H1V142H0ZM3 143H4V142H3ZM59 143H60V142H59ZM100 143H101V142H100ZM108 143H110V141H108L106 144H108ZM164 143H165V142H164ZM197 143H198V142H197ZM207 143H208V142H207ZM9 144H8V145H9ZM43 144H44V143H42V144H40V145L43 146ZM88 144H90V143H88ZM102 144H104V143H102ZM132 144H133V143H132ZM132 144H129V146L132 145ZM139 144H141V143H139ZM203 144H204V143H201V145H203ZM223 144H224V143H223ZM228 144H230V142H228ZM233 144H234V142H233ZM235 144L238 145L237 143H235ZM249 144H250V143H249ZM260 144H261V143H260ZM1 145H3V144H1ZM1 145H0V146H1ZM66 145H67V144H66ZM99 145H100V144H99ZM104 145H105V144H104ZM113 145H115V144H112L110 147L113 148ZM117 145H118V144H117ZM133 145H136V146H137V143H134ZM133 145H132V146H133ZM158 145H159V144H158ZM181 145H182V144H181ZM185 145H189L190 147L192 146L191 143H190V144L187 143V144H185ZM254 145H255V144H254ZM9 146H10V145H9ZM34 146H36V145H34ZM48 146H49V145H48ZM48 146H47V147H48ZM97 146H98V145H97ZM119 146H120V145H119ZM126 146H127V145H126ZM129 146H128V147H129ZM159 146H160V145H159ZM182 146L184 147V145H182ZM206 146H207V145H206ZM208 146H209V145H208ZM210 146H211V144H210ZM212 146H214V145H212ZM231 146H232V145H231ZM261 146H262V145H261ZM263 146H264V145H263ZM263 146H262V147H263ZM25 147H26V146H25ZM30 147H31V146H30ZM38 147H39V146H38ZM44 147H45V146H44ZM91 147H92V146H91ZM104 147H105V146H104ZM108 147H109V146H108ZM115 147H116V146H115ZM117 147H118V146H117ZM153 147H154V146H153ZM160 147H161V146H160ZM226 147H227V146H226ZM242 147H243V146H242ZM11 148H12V147H11ZM32 148H33V150H34V147H32ZM55 148H57V146H56ZM55 148H54V149H55ZM68 148H69V147H68ZM87 148H89V147H87ZM112 148H111V149H112ZM138 148H141L140 145L138 146ZM162 148H163V147H162ZM191 148H192V147H191ZM212 148H213V147H212ZM233 148H234V147H233ZM235 148H236V146H235ZM25 149H26V148H25ZM28 149H29V148H28ZM47 149H48V148H47ZM69 149H70V148H69ZM94 149H95V148H94ZM109 149H110V148H109ZM130 149H131V147H130ZM141 149H142V148H141ZM141 149H139V151H141ZM171 149H172V148H171ZM175 149H176V148H175ZM181 149H182V148H181ZM195 149L198 150L197 147H196ZM237 149H238V151H240V148H237ZM241 149H243V148H241ZM22 150H23V149H22ZM42 150H43V149H42ZM45 150H46V149H45ZM45 150H44V151H45ZM49 150H50V147H49ZM89 150H90V148H89ZM97 150H99V149H97ZM101 150H102V149H101ZM106 150H107V149H106ZM123 150H124V152H123ZM123 150H122V152H120V153H122L123 156H124V155H127V154L129 153V152L127 153V151H126L124 148H123ZM137 150H138V149H136V147H135V148H134L135 153H136ZM163 150H164V149H163ZM189 150H190V149H189ZM230 150H231V149H230ZM230 150H229V147H228V151H229V153H233V151H232V150L230 151ZM234 150H235V149H234ZM7 151H8V153L11 152V151H9V150H7ZM15 151H16V150H15ZM27 151H28V150H27ZM125 151H126V152H125ZM130 151H131V150H130ZM139 151H137V152H139ZM150 151H151V150H150ZM191 151H192V150H191ZM228 151L226 152L227 154H228ZM238 151H237V152H238ZM13 152H14V151H13ZM21 152H23V151H21ZM28 152H29V151H28ZM30 152H31V151H30ZM45 152H47V153H49V154H55V155H56L55 152H52V153H50L51 151H49V152H48V151H45ZM45 152L43 153V155L46 154ZM58 152H59V151H58ZM100 152H101V151H100ZM102 152H105V149L102 150ZM102 152H101V153H102ZM117 152H118V151H117ZM175 152H176V151H175ZM237 152L234 153V154H237L235 157L238 156V153H237ZM241 152H242V151H241ZM246 152H247V151H246ZM15 153H16V152H15ZM15 153H14V154H15ZM23 153H24V152H23ZM39 153H40V152H39ZM39 153H38V154H39ZM62 153H63V152H62ZM70 153H71V152H70ZM94 153H95V152H94ZM108 153H110V152H108ZM124 153H125V154H124ZM126 153H127V154H126ZM131 153H132V155H133V153H134L133 150L131 151ZM135 153H134V154H135ZM142 153H143V151H142ZM169 153H171V152H169ZM172 153H174V152H172ZM172 153H171V154H172ZM201 153H202V152H201ZM214 153H215V152H214ZM248 153H250V152H248ZM255 153H256V151H255ZM255 153H254V154H255ZM263 153H264V152H263ZM2 154H3V153H2ZM2 154H1V155H2ZM5 154H6V153H5ZM16 154L18 155V152H17ZM57 154L60 155L59 153H57ZM97 154H98V153H97ZM99 154H100V153H99ZM110 154H111V153H110ZM112 154H113V152H112ZM118 154H119V153H118ZM118 154H117V155H118ZM143 154H144V153H143ZM143 154L140 153V155H143ZM146 154H147V153H146ZM179 154L181 155L180 152H179ZM198 154H199V153H198ZM216 154H217V153H216ZM234 154H233V155H234ZM246 154H247V153H246ZM11 155H12V153H11ZM31 155H32V154H31ZM35 155H36V154H35ZM40 155H41V154L37 155V157H39ZM43 155H42V156H43ZM135 155H136V154H135ZM137 155H139V153H138ZM137 155H136V157H137ZM148 155H149V154H148ZM173 155H174V154H173ZM176 155H178V153H177ZM195 155H196V154H195ZM202 155H203V154H202ZM221 155H222V154H221ZM223 155H224V154H223ZM228 155H229V154H228ZM228 155H227V156H228ZM239 155L241 156L242 153H239ZM247 155H248V154H247ZM256 155H257V157H258L260 154H257V153H256ZM44 156H46V155H44ZM73 156H74V155H73ZM82 156H83V155H82ZM89 156H91V155H89ZM104 156H105V155H104ZM106 156H107V155H106ZM106 156L104 157V160L107 158ZM111 156H112V155H111ZM128 156H129V155H128ZM128 156H127V157H124V159H125V158H128ZM158 156H159V155H158ZM174 156H175V155H174ZM178 156H179V155H178ZM178 156H177V157H178ZM182 156H183V155H181V157H182ZM216 156H218V154H217ZM229 156H230V155H229ZM243 156H244V155H243ZM249 156H251V155L249 154ZM249 156H247V157H249ZM59 157H60V156H59ZM93 157H94V156H93ZM101 157H103L102 154H101ZM108 157H109V156H108ZM113 157H114V156H113ZM113 157H112V158H113ZM132 157L134 158V156H132ZM170 157L172 158L171 155H170ZM207 157H208V156H207ZM207 157H206V158H207ZM255 157H256V156H255ZM24 158H25V157H24ZM46 158H47V157H46ZM46 158H45V159H46ZM48 158L51 159V158H52V155H50V157H48ZM62 158H64V156H62ZM117 158H118V156L116 157V159H117ZM141 158H142V156H140V159H141ZM146 158H147V157H146ZM150 158H151V157H150ZM178 158H179V157H178ZM211 158H212V157H211ZM237 158H238V157H237ZM259 158H260V157H259ZM7 159H8V158H7ZM20 159H21V158H20ZM20 159L18 158L17 163L19 162ZM91 159L93 160V158H91ZM98 159H99V156H98ZM107 159H108V158H107ZM122 159H123V158H122ZM138 159H139V158H138ZM138 159H137V160H138ZM140 159H139V160H140ZM143 159H144V158H143ZM152 159H154L153 156H152ZM172 159H173V158H172ZM221 159H222V158H221ZM235 159H236V158H235ZM240 159H241V158H240ZM52 160H53V158H52ZM55 160H56V159H55ZM59 160H60V159H59ZM89 160H90V159H89ZM92 160H91V161H92ZM128 160H129V158H128ZM176 160H177V159H176ZM176 160H175V161H176ZM211 160H212V159H211ZM215 160H216V158H215ZM13 161L16 163V159L14 160V158H13L12 163H13ZM37 161H38V160H37ZM41 161H42V160H41ZM111 161H112V159L110 160V162H111ZM122 161H123V160H122ZM131 161H132V160H131ZM133 161H136V160L134 159ZM140 161H141V160H140ZM143 161H144V163H145L147 160H146V161L143 160ZM143 161H141V163H142ZM154 161H155V159H154ZM178 161H180V160L178 159ZM178 161H177V163H178ZM225 161H226V160H225ZM228 161H229V160H228ZM236 161H237V160H236ZM244 161H245V160H244ZM252 161H253V160H252ZM67 162L71 163V161H67ZM77 162H79V161L77 160ZM107 162H109V161H107ZM115 162H116V161H114V163H115ZM126 162H128V161L126 160ZM148 162H149V161H148ZM151 162H152V161H151ZM159 162H161V161H159ZM159 162H155V163L157 164V168H158V169H159V168L162 169V168H163L162 166H161V167H158V164H160ZM207 162H208V161H207ZM214 162H215V161H214ZM233 162H234V161H232V163H233ZM253 162H254V161H253ZM257 162H258V161H257ZM257 162H256V163H257ZM261 162H262V161H261ZM261 162H260V163H261ZM38 163H39V162H38ZM61 163H62V162H61ZM85 163H86V162H85ZM101 163H102V162H101ZM117 163H119V162H117ZM117 163H115V164L117 165ZM123 163H124V162H123ZM129 163H130V162H129ZM138 163H139V162H138ZM149 163H150V162H149ZM175 163H176V162H175ZM175 163H174V164H175ZM181 163H182V162L180 161V163H178V164H181ZM198 163H199V162H198ZM215 163H216V162H215ZM225 163H226V162H225ZM230 163H231V161H230ZM249 163H250V162H249ZM249 163H248V164H249ZM262 163L264 164V162H262ZM10 164H11V163H10ZM43 164H46V163L44 162ZM51 164H52V163H51ZM56 164H57V162H56ZM56 164H55V165H56ZM62 164H63V163H62ZM89 164H90V163H89ZM91 164H92V163H91ZM110 164H111V163H110ZM110 164H109L108 166H110ZM112 164H113V163H112ZM115 164H113V165L115 166ZM120 164H121V163H120ZM152 164L155 165L154 162H152ZM152 164H151V165H152ZM228 164H229V163H228ZM237 164H238V163H237ZM245 164H246V163H245ZM258 164H259V163H258ZM14 165H15V164H14ZM60 165H61V164H60ZM60 165H59V166H60ZM69 165H70V164H69ZM125 165H126V164H124L123 166H125ZM146 165H148L147 162H146ZM183 165H185V163H182L181 165H177V166H178V167L181 166V167H179V169L181 170V168H182ZM186 165H187V164H186ZM196 165H197V164H195V166H196ZM198 165H199L200 168L202 167V166H200V164H198ZM232 165H233V164H232ZM15 166H16V165H15ZM38 166H39V165H38ZM45 166H46V165H45ZM47 166H50V164H48ZM52 166H54V165L52 164ZM59 166H58V168H61V169H62V167H59ZM70 166H71V165H70ZM70 166H69V167H70ZM89 166H90V165H89ZM91 166H92V165H91ZM97 166H98V168H99L100 165H97ZM114 166H113V167H114ZM132 166H133V165H132ZM132 166H131V168H132ZM137 166H138V165H137ZM140 166L145 168V165L143 166V164H142V165H139L138 168H139ZM163 166H164V164H163ZM252 166H253V165H252ZM17 167H19V166H17ZM41 167H43V166H41ZM50 167H51V166H50ZM50 167H48V168H50ZM113 167H112V168L109 167L108 169H110V171H111V170L113 171ZM126 167H127V165H126ZM135 167H136V166H135ZM135 167H134V169H135ZM147 167L151 168L150 165H149V166H146V168H147ZM152 167L154 168V166H152ZM186 167L189 169V166H186ZM186 167L184 166L183 168H186ZM216 167H217V166H216ZM12 168H13V166H12ZM15 168H16V167H15ZM44 168H45V167H43L42 169H44ZM51 168H53V167H51ZM56 168H57V167H56ZM88 168H89V167H88ZM90 168H91V167H90ZM92 168H93V167H92ZM116 168H117V167H116ZM121 168H122V167H121ZM128 168L130 169V167H128ZM146 168H145V169H146ZM153 168H152V169H153ZM157 168H156V169H157ZM174 168H175V169L177 168L176 165H175ZM221 168H222V167H221ZM30 169H31V168H30ZM33 169H34V168H33ZM45 169H46V168H45ZM54 169H55V167H54ZM54 169H53V170H54ZM72 169H73V168H72ZM72 169L70 168V170H72ZM80 169H81V168H80ZM80 169H78V170L80 171ZM108 169H107V170H108ZM118 169H119V167H118ZM122 169L124 170V167H123ZM122 169H120V170H122ZM132 169H133V168H132ZM134 169H133V170H134ZM136 169H137V168H136ZM147 169H148V168H147ZM152 169H151V170L148 169L147 171H148V172H151V171L154 172V171L156 170V169H154V171H153ZM158 169H157V170H158ZM168 169H169V168H167V170H168ZM194 169H195V168H194ZM204 169H205V166L203 167V170H204ZM237 169H238V168H237ZM242 169H245V168H242ZM21 170H22V169H21ZM34 170H36V169H34ZM65 170H66V168H65ZM81 170H82V169H81ZM91 170H93V169H89L90 174H91V172H92V173L94 172V171H91ZM94 170H96V169H94ZM100 170H101V169H100ZM103 170H104V169H103V167H102V171H103ZM105 170H106V169H105ZM107 170L105 171V173L103 172V173H104V174H102L103 176L106 174ZM120 170L117 171V169H116L115 172H114V174H117V172L119 173ZM123 170H122V171H123ZM137 170H138V169H137ZM157 170H156V171H157ZM162 170L164 171L165 169L163 168ZM176 170H177V171H180V170H178V169H176ZM196 170H197V169H196ZM201 170H202V168H201ZM231 170H232V169H231ZM247 170H248V169H247ZM13 171H14V170H13ZM23 171H24L25 173L27 172V171H25V169H24ZM36 171H37V170H36ZM44 171H45V170H44ZM82 171H83V170H82ZM85 171H86V170H85ZM96 171H98V170H96ZM96 171H95V172H96ZM116 171H117V172H116ZM125 171H126V169H125ZM139 171H140V170H139ZM144 171H145V170H144ZM158 171H159V170H158ZM158 171H157V172H158ZM168 171H169V173H173V170H172L171 172H170V170H168ZM181 171H183V170H181ZM204 171H206V169H205ZM224 171H225V170H224ZM242 171H243V170H242ZM249 171H251V169H250ZM249 171L247 172V171L245 170L244 173H245V172L249 173ZM260 171H261V169H260ZM11 172H12V170H11ZM20 172H21V171H20ZM47 172H48V171H47ZM54 172H55V171H54ZM54 172H53V173H54ZM59 172H62V170L59 171ZM80 172H81V171H80ZM137 172H138V171H137ZM160 172H161V171H159V173H160ZM175 172H176V171H175ZM183 172H184V171H183ZM195 172H196V171H195ZM195 172H193L192 174L195 175V174H194ZM225 172H226V171H225ZM229 172H230V171H229ZM231 172H232V171H231ZM50 173H51V171L49 172V174H50ZM75 173H76V172H75ZM107 173H108V172H107ZM167 173H168V172H167ZM167 173H166V174H165V173H160V174H165V175H167ZM177 173H178V172H176V176H177ZM179 173H181V172H179ZM198 173H199V172L197 171V174H198ZM206 173H207V174H206L205 176L208 175V177H210V179H211V173H210V174H209L208 172H206ZM213 173H214V172H212V175H213ZM233 173H234V171H233ZM236 173H237V172H236ZM236 173H235V174H236ZM240 173H241V175L243 174V172H240ZM36 174H37V173H36ZM46 174H47V173H46ZM49 174H48V175H49ZM55 174H56V173H55ZM65 174H66V173H65ZM68 174H69V173H67L66 176H67ZM73 174H74V171H73ZM83 174H86V172H85V173L83 172ZM99 174H100V171H99ZM108 174H110V172H109ZM111 174H112V176H113V173H112V172H111ZM120 174H121V173H120ZM130 174H131V172H130ZM141 174H142V173H141ZM145 174H146V176H147V173H145ZM214 174H215V173H214ZM217 174H218V173H217ZM219 174H221V173H219ZM237 174H238V173H237ZM252 174H253V173L251 172V175H252ZM255 174H257V175H256L257 177L260 176V175H258V173H255ZM263 174H264V172H263ZM24 175H25V174H24ZM27 175H28V174H27ZM51 175H52V174H51ZM51 175H50V177H51ZM62 175H63V174H62ZM95 175H96V173H95ZM102 175H101V177H103ZM106 175H107V174H106ZM151 175H152V174H151ZM153 175L155 176V174H153ZM153 175H152V176H153ZM168 175H169V174H168ZM173 175H174V174H173ZM173 175H172V176H173ZM183 175H185V174H183ZM209 175H210V176H209ZM215 175H216V174H215ZM227 175H228V174H227ZM241 175H240V176H241ZM52 176H53V175H52ZM54 176H55V175H54ZM74 176H75V175H73V177H74ZM83 176H84V175H83ZM91 176H92V174H91ZM98 176H99V175H97V177H98ZM107 176H108V178L110 177L109 175H107ZM116 176H117V175H116ZM126 176H127V174H126ZM135 176H136V175H135ZM135 176H134V177H135ZM179 176H181V174H180ZM186 176H187V175H186ZM196 176H197V175H195L194 177H196ZM202 176H203V175H202ZM218 176H219V177H218L217 179L222 180V179L220 178L221 176H220V175H218ZM230 176H231V175H230ZM238 176H239V175H238ZM246 176H247V175H246ZM253 176H254V175H253ZM253 176L249 177L250 179L247 177L248 180H251V178L253 179ZM33 177H34V176H33ZM50 177L47 176V179L50 178ZM55 177H56V176H55ZM68 177H69V176H68ZM68 177H67V178H68ZM73 177H72V178H73ZM76 177H77L76 179H78V176H77V175H76ZM85 177H86V175H85ZM97 177H95V178H97ZM131 177H132V176H130V178H131ZM139 177H140V176H139ZM150 177H151V176H150ZM157 177H158V175H157ZM157 177H156V178H157ZM159 177H160V175H159ZM159 177H158V178H159ZM190 177L193 178L192 175H190ZM216 177H217V176H216ZM254 177H255V176H254ZM16 178H17V180L19 181L20 178H18V177H16ZM37 178H38V177H37ZM37 178H36V179H37ZM64 178H65V176H64ZM93 178H94V176L91 177V180H92ZM95 178H94V179H95ZM104 178H105V177H104ZM104 178H103V179H104ZM108 178H107V180H108ZM137 178H138V177H137ZM164 178L166 179L167 177H164ZM171 178H172V177H171ZM171 178H169V179L171 180ZM178 178H179V177H178ZM178 178H176L175 181L178 182ZM185 178H187V177H185ZM192 178H191V179H192ZM214 178H215V177H214ZM224 178H225V174H224ZM226 178H228V177H226ZM226 178H225V179H226ZM232 178H233V177H232ZM234 178L236 179L237 177H234ZM255 178H256V177H255ZM260 178H261V176L258 177V179H260ZM21 179H25V178H21ZM42 179H43V177H42ZM53 179H54V178H53ZM79 179H80V176H79ZM79 179H78V182L82 180V179H81V180H79ZM85 179L87 180V179H89V178H85ZM98 179L100 180L101 178H98ZM110 179H112V177H111ZM144 179H145V178H144ZM153 179H155V178H153ZM160 179H161V178H160ZM165 179H164V181H165ZM174 179H175V177H174ZM174 179H173V180H174ZM180 179H181V178H180ZM188 179H190V178H188ZM188 179H187V180H188ZM212 179H213V178H212ZM212 179H211V181H212ZM217 179H216V180H217ZM256 179H257V178H256ZM258 179H257V180H258ZM11 180H12V179H11ZM14 180H15V179H14ZM25 180H26V179H25ZM29 180L31 181L32 179L29 178ZM37 180H38V179H37ZM65 180H66V179H65ZM68 180H69V179H68ZM68 180H67V181H68ZM99 180H97V181L94 180V182H97V183H98ZM129 180L132 181V184H133V180H134V179L131 178V179H129ZM141 180H142V179H141ZM141 180L139 179L140 182H141ZM213 180H214V179H213ZM223 180H224V179H223ZM240 180H241V182H243L242 180H244V179L242 178V176L240 177V179H239L238 181H240ZM42 181H43V180H42ZM61 181H62V180H61ZM67 181H65V182H67ZM101 181H102V180H101ZM101 181H100V182H101ZM111 181H112V180H111ZM113 181H114V179H113ZM113 181H112V182H113ZM116 181H117V179H116ZM116 181H115L114 183H116ZM130 181H129V182H130ZM137 181H138V180H137ZM143 181H144V180H143ZM157 181H159V179H158ZM164 181L162 180L161 182H164ZM184 181H186V180H184ZM184 181H183V182H184ZM201 181H202V180H200V183H202ZM214 181H215V180H214ZM244 181H245V180H244ZM261 181H262V180H261ZM0 182H2L1 178H0ZM3 182H4V181H3ZM3 182H2V184H3ZM9 182H10V180L8 181V183H9ZM11 182H12V181H11ZM21 182H22V180H21ZM54 182H56V181L54 180ZM81 182H82V181H81ZM92 182H93V181H92ZM94 182H93V183H94ZM127 182H128V181H127ZM129 182H128V183H129ZM177 182H175V184H176ZM216 182H217V181H216ZM4 183H5V185H7L6 182H4ZM15 183H16V181H15ZM15 183H14V186H15V185L18 186V184H19L20 182H19L18 184H15ZM28 183H29V182H28ZM48 183H49V182H48ZM101 183H103V182H101ZM109 183H111V182H110V181H109V182H106V184H105V182H104L105 186H106L107 184H109ZM125 183H126V182H125ZM125 183H124V184H125ZM128 183H127V184H128ZM134 183H136V181H134ZM164 183L167 184L168 181H167V182L165 181ZM223 183H224V182H223ZM257 183H258V182H257ZM257 183H256V184H257ZM259 183L261 184V182H259ZM0 184H1V183H0ZM45 184H46V183H45ZM53 184H54V183H53ZM64 184H65V183H62L63 186H64ZM66 184H69V182L66 183ZM76 184H78V183H76ZM76 184H75V185H76ZM79 184H80V183H79ZM81 184H82V183H81ZM87 184H88V183H87ZM87 184H86V185H87ZM130 184H131V183H130ZM132 184H131V185H132ZM186 184H188V183H186ZM205 184H206V183H205ZM208 184H209V183L207 182L206 185H208ZM214 184H217V185H218V183H214ZM229 184H231V183H229ZM3 185H4V184H3ZM19 185H20V184H19ZM30 185H31V184H30ZM46 185H47V184H46ZM50 185H51V184H50ZM56 185H57V184H56ZM60 185H61V183H60ZM71 185H72V184H71ZM86 185H85V186H86ZM96 185H97V184H96ZM99 185H100V183H99ZM153 185H154V188H155V184H153ZM209 185H210V184H209ZM220 185H221V184H220ZM257 185H259V184H257ZM14 186L12 185V188H14ZM66 186H69V185H66ZM73 186H74V185H73ZM73 186H72V187H73ZM142 186L145 187L144 191L147 190L146 192H149V190H148V186H150V185H147V186H146V185H145V186L142 185ZM174 186H175V185H174ZM194 186H195V185H194ZM1 187H3V186H1ZM49 187H50V186H49ZM77 187H79V185H78ZM80 187H81V186H80ZM82 187H83V186H82ZM87 187H88V186H87ZM87 187H86V189H87ZM93 187H94L95 190H96V187H95V186H93ZM143 187H142V188H143ZM160 187H161V185H160ZM177 187H178V186H177ZM180 187H181V186H180ZM184 187H185V185H184ZM205 187H209V186H205ZM215 187H216V186H215ZM220 187H221V186H220ZM224 187H225V185H224ZM233 187L235 188L236 185L233 186ZM9 188H10L9 186L6 187V189H9ZM19 188H20V187L18 186V188H15V189H16V190H17V189L19 190ZM37 188H38V186H37ZM59 188H60V187H59ZM73 188H74V187H73ZM88 188H91V186L88 187ZM94 188H93V190H91V189H89V190L95 192V191H94ZM107 188L109 189V187H107ZM107 188H105V189H104L105 191H102V193H103V192L105 193V192L108 191V193L110 194L109 190L106 191ZM133 188H134V187H133ZM149 188H153V186H152V187H149ZM163 188H164V185H163ZM163 188H160V189L158 188V189H159V192H160V190L163 191V190H162ZM165 188H166V187H165ZM170 188H171V187H170ZM172 188H173V187H172ZM182 188H183V187H182ZM221 188H222V187H221ZM237 188H238V187H237ZM3 189H4V187H3L0 191H3ZM6 189H5V190H6ZM65 189H66V188H65ZM67 189H69V188H67ZM74 189H75V188H74ZM86 189L83 187L82 191H84V192L81 193L82 191H80V190H79L80 192H79V191H78V192L81 193V194H84V195L86 196V194H85V191L87 192ZM115 189H116V188H115ZM174 189L177 190L175 187H174ZM174 189H172V190H174ZM239 189H240V188H239ZM245 189H246V188H245ZM245 189H244V190H245ZM138 190H139V189H138ZM150 190H151V189H150ZM178 190H179V189H178ZM190 190H191V189H190ZM203 190H205V189H203ZM240 190H242V193H243V189H240ZM31 191H32V190H31ZM36 191H37V190H36ZM44 191H45V190H44ZM48 191H49V190H48ZM53 191H54V190H53ZM58 191H59V190H58ZM70 191H71V188H70ZM70 191H69V193H70ZM97 191H98V190H97ZM110 191H111V190H110ZM112 191H114V190H112ZM116 191H118V190H116ZM116 191H114V193H115ZM133 191H134V190H133ZM140 191H141V189H140ZM181 191H182V189H181ZM181 191L179 190L180 194H179L178 192H175L176 195L172 194V195H169V196H173V197L176 196L177 198H179L180 196H177V194L181 195ZM192 191H194V190H192ZM224 191H225V190H224ZM230 191H232V190H230ZM234 191H235V190H234ZM254 191H255V190H254ZM54 192H55V191H54ZM72 192H74V190L71 191V193H72ZM118 192H121V190L119 189ZM122 192H123V191H122ZM124 192H125V191H124ZM126 192H127V191H126ZM126 192H125L124 194L129 193L128 198L130 199V197L132 196L131 198L133 199V195L130 196V194H131L130 192H131V191L128 190V192H127V193H126ZM141 192H142V191H141ZM146 192H145V193H146ZM153 192H154V191H153ZM183 192H184V191H183ZM183 192H182V194H184ZM195 192L197 193V191H195ZM235 192H236V194H237V190H236ZM240 192H241V191H240ZM246 192H247V190H246ZM252 192H253V191H252ZM0 193H1V192H0ZM24 193H25V192H24ZM46 193H47V192H46ZM58 193H60V192H58ZM67 193H68V192H67ZM71 193H70V194H71ZM116 193H117V192H116ZM139 193H140V192H139ZM145 193H144V194H145ZM150 193H151V192H150ZM172 193H174V192H172ZM189 193H190V192H189ZM263 193H264V192H263ZM3 194H6V193H1L0 195L3 196ZM12 194H13V193H12ZM32 194H33V193H32ZM39 194H41V193H39ZM76 194H78V193L76 192ZM94 194H95V193H94ZM109 194H108V195H109ZM120 194H121V193H120ZM161 194H162V193L160 192V195H161ZM185 194H187V193L185 192ZM190 194H191V193H190ZM210 194H211V193H210ZM214 194H215V193H214ZM7 195H8V194H7ZM19 195H20V194H19ZM19 195H18V196H19ZM27 195H28V194H27ZM41 195H42V194H41ZM41 195H39V196H41ZM73 195H74V196H73ZM73 195L71 196L73 199H74V198H75V199L78 198L77 195H76V197H75V193H73ZM79 195H80V194H79ZM84 195H83V196H80L78 199H81V197L83 198ZM122 195H123V194H122ZM148 195H149L150 201L152 202V199H154L153 197L155 196V194H154V196H153V194L151 195V196H153L152 199H151L150 194H148ZM148 195H146L147 198H148ZM156 195H157V194H156ZM187 195H188V194H187ZM192 195H193V194H191V196H192ZM221 195H223V194H221ZM221 195H220V196H221ZM22 196H23V195H22ZM39 196H38V197H39ZM65 196H66V195H65ZM87 196H88V195H87ZM87 196L84 197V198H88ZM91 196H92V195H91ZM97 196H98V195H97ZM103 196H104V195H103ZM105 196H106V195H105ZM115 196H116V195L114 194V197H115ZM124 196H125V195H124ZM129 196H130V197H129ZM185 196H186V195H184V197H180V198H182V199L184 198V201H185V199H186ZM191 196H190V197H191ZM201 196H202V198H203V195H201ZM201 196H199V198H201ZM210 196H211V195H210ZM210 196H208V197L210 198ZM214 196H215V198H216V195H213V197H214ZM5 197H6V196H5ZM19 197H20V196H19ZM48 197H49V195H48ZM114 197L112 196V198H113V203L115 202V201H114ZM125 197H126V196H125ZM143 197H144V196H143ZM155 197H156V196H155ZM188 197H189V196H188ZM188 197H187V198H188ZM190 197H189V198H190ZM239 197H240V196H239ZM254 197L257 199L256 203L261 199V198L259 197V200H258V198H257L258 196H254ZM3 198H4V197H3ZM8 198H9V197H8ZM45 198H46V197H45ZM68 198H69V197H68ZM84 198H83V202H85ZM95 198H96V197H95ZM108 198H109V196L107 197V199H108ZM112 198L110 197V199H112ZM128 198H127V199H128ZM171 198H172V197H171ZM174 198H175V197H174ZM174 198H172V201H173ZM177 198H175V199H177ZM189 198H188V200H186V201L184 202L185 204L183 203V204H184V208H185L187 211L189 210V209H188L189 206H191L190 201H191L192 199H194V197H193V198L191 197L192 199H191L190 201H189ZM202 198H201V199H202ZM215 198H213V199L216 200ZM226 198H227V197H226ZM0 199H1V198H0ZM21 199H22V198H21ZM43 199H44V198H43ZM70 199H71V198H70ZM75 199H74V201H75ZM78 199H77V200H78ZM88 199H89V198H88ZM88 199H87L86 201H88ZM96 199H97V198H96ZM102 199H103V198H102ZM110 199H109V200H110ZM121 199H122V198H121ZM124 199H125V198H124ZM157 199H158V200H156V201H158V203H159L160 201H163V202H164L163 199L160 200V201H159V198H157ZM196 199H197V197H196ZM196 199H194V201H195ZM201 199H200V201H201ZM210 199H212V198H210ZM219 199H220V197H219ZM222 199H223V198L221 197L220 201H223V202H224V199H223V200H222ZM256 199H255V200H256ZM4 200H5V199H4ZM71 200H72V199H71ZM77 200H76V201H77ZM89 200H91V199H89ZM97 200H98V199H97ZM146 200H147V199H146ZM148 200H149V199H148ZM179 200H180V199H179ZM197 200H198V199H197ZM197 200H196V201H197ZM203 200H205V198H204ZM203 200H202V202H204ZM229 200H230V199H229ZM236 200H237V199H236ZM250 200H251V199H250ZM255 200H254V201H255ZM262 200H263V198H262ZM262 200H260V202H261ZM0 201H2V199H1ZM16 201H17V200H16ZM106 201H107V200H106ZM110 201H112V200H110ZM118 201H119V199H118ZM128 201H129V200H128ZM132 201H133V200H132ZM150 201H149V202H150ZM153 201H155V200H153ZM180 201H181V200H180ZM198 201H199V200H198ZM198 201L196 202L195 206L197 205V206L200 208V206L203 207V205H204V208H206V207H205V204H204V203H206V201H205L204 203L201 202L203 205H202V204H201V205H198V204H197ZM217 201H219L218 198H217ZM3 202H4V201H3ZM35 202H36V201H35ZM55 202H56V201H55ZM59 202H61V201H59ZM79 202H81V200H80ZM83 202H82V203H83ZM89 202H91V201H89ZM89 202H88V203H89ZM99 202L101 203V201H99ZM102 202H103V201H102ZM119 202H120V201H119ZM141 202H142V199H141ZM141 202H140V204H142ZM143 202H145V201H143ZM149 202H148V203H149ZM175 202H176V204H177L179 201H178V202L175 201ZM175 202H174V205H173V206L176 205ZM207 202H209V201L207 200ZM243 202H244V200H243ZM246 202H247V201H246ZM0 203H2V202H0ZM70 203H71V202H70ZM75 203H78V202H75ZM88 203H87V204H88ZM92 203H94V201L91 202L90 204H92ZM122 203H123V202H121V204H120L121 206L126 205V203H124V204H122ZM130 203L132 204V202H130ZM158 203H157V204H158ZM160 203H161V202H160ZM168 203H169V202H168ZM168 203H167V206H168ZM192 203H193V202H192ZM199 203H200V202H199ZM209 203H210V202H209ZM211 203H213V202H211ZM211 203H210V204H211ZM230 203H231V204H230ZM241 203H242V202H241ZM252 203H253V202H252ZM256 203L254 202L253 204H256ZM5 204H6V203H5ZM73 204H74V203H73ZM73 204H72L71 206H73ZM87 204H86V202H85L84 206H86ZM97 204H98V203H97ZM118 204H119V203H118ZM131 204H130V205H131ZM136 204H137V205H140L139 203H136ZM161 204H162V203H161ZM180 204H181V203H180ZM206 204H208V203H206ZM213 204H214V203H213ZM228 204L232 205V202L230 201V202H228ZM245 204H246V203H245ZM7 205H8V204H7ZM12 205H13V204H12ZM12 205H11V206H12ZM68 205H70V204H68ZM78 205H79V207H80V203H79ZM82 205H83V204H82ZM82 205H81V206H82ZM93 205H94V204H93ZM99 205H100V204H99ZM104 205H105V204H104ZM145 205H146V204H145ZM155 205H156V204H155ZM165 205H166V204H165ZM211 205H212V204H211ZM220 205H221V203H220ZM242 205H243V204H242ZM246 205H247V204H246ZM4 206H5V205H4ZM46 206H47V205H46ZM84 206H82V207H84ZM94 206H95V205H94ZM105 206H107V205H105ZM105 206H104V207H105ZM110 206H111V207H110V210H111V208L114 210V208L112 207L113 205H110ZM128 206H129V205H128ZM161 206L164 207L163 205H161ZM177 206H178V204H177ZM195 206H194V204H193V207H195ZM206 206H207V205H206ZM16 207H17V206H16ZM19 207H20V206H19ZM30 207H31V206H30ZM33 207H34V206H33ZM44 207H45V205H44ZM47 207H48V206H47ZM52 207H53V206H52ZM52 207H51V208H52ZM64 207H65V206H64ZM67 207H69V206H67ZM102 207H103V204H102ZM116 207H118V206H116ZM134 207H135V206L133 205V208H134ZM140 207H141V206H140ZM198 207H196V208H198ZM210 207L215 209V207H213V205L210 206ZM210 207H209V208H210ZM231 207L234 208V206H231ZM243 207H244V206H243ZM243 207H242V208H243ZM31 208H32V207H31ZM31 208H30V210H31ZM48 208H49V207H48ZM70 208H71V207H70ZM72 208H73V207H72ZM72 208H71V209H72ZM86 208H87V207H84V209H86ZM88 208H89V207H88ZM88 208H87V209H88ZM144 208H145V207H144ZM149 208H150V207H149ZM151 208H152V207H151ZM154 208H155V206H154ZM154 208H153V210H154ZM171 208H173V207H171ZM204 208L202 209V211L205 210ZM221 208H222V207H221ZM223 208H224V207H223ZM223 208H222V209H223ZM261 208H262V207H261ZM261 208H259V209H261ZM263 208H264V207H263ZM21 209H22V208H21ZM32 209H33V208H32ZM80 209H81V207H80ZM92 209H93V208H92ZM95 209H96V208H95ZM119 209H120V206H119ZM158 209H161V207L158 208ZM158 209H157V210H158ZM178 209H179V208H178ZM185 209H184V210H185ZM191 209H192V208H191ZM194 209H195V208H194ZM226 209H227V208H226ZM226 209H225V211H226ZM27 210H28V208H27ZM34 210H35V209H34ZM34 210H33V211H34ZM49 210L51 211V209H49ZM82 210H83V208H82ZM82 210H81V211H82ZM88 210H89V209H88ZM108 210H109V208H108ZM113 210H111V211H113ZM144 210H147V207H146L145 209H143L142 211H144ZM151 210H152V209H151ZM151 210H150V211H151ZM166 210H168V208L165 209V212H166ZM172 210H174V209H171V211H170L171 213H173L174 211H176V210H174V211H172ZM180 210H182V209L180 208ZM186 210H185V212L188 213ZM196 210H198V209H196ZM196 210H195L194 212H196ZM206 210H207V209H206ZM223 210H224V209H223ZM251 210H252V209H251ZM254 210H255V209H253L252 211H254ZM263 210H264V209H261V211H260L261 215H262ZM1 211H2V210H1ZM72 211H74V210H72ZM76 211H77V209H76ZM86 211H87V210H85V212H86ZM115 211H117V213L119 212L118 210H115ZM125 211H127V210H123L124 213H125ZM139 211H140V210H139ZM142 211H141V213H142ZM147 211H149V210H147ZM160 211H162V209H161ZM160 211H156V210H155V212H157V213H159ZM213 211H216V210H213ZM83 212H84V211H83ZM94 212H96V211H94ZM97 212H99V211H97ZM137 212H138V211H137ZM152 212H153V211H152ZM168 212H169V210H168ZM168 212H166V213L168 214ZM170 212H169L168 215H170ZM176 212H177V211H176ZM179 212H180V211H179ZM183 212H184V211H183ZM185 212H184V213H185ZM190 212H191V211H190ZM192 212H193V211H192ZM194 212H193V214H194ZM197 212L200 213V211H197ZM203 212H204V211H203ZM205 212H206V211H205ZM227 212H228V215H229L230 211H227ZM237 212H238V211H237ZM3 213H5V212H3ZM9 213H10V211H9ZM51 213H52V211H51ZM53 213H54V212H53ZM58 213H59V211H58ZM128 213H129V211H127V214H128ZM131 213H132V211H131ZM131 213H129V215H132ZM215 213H216V212H215ZM215 213H214V216H213V217H215ZM220 213H221V212H220ZM220 213H219V214H220ZM238 213H239V212H238ZM256 213H257V212H256ZM10 214H11V213H10ZM13 214H14V213H13ZM43 214H44V213H43ZM64 214H66V213H64ZM81 214H82V213H81ZM86 214H88V213L86 212ZM119 214H120V213H119ZM133 214H134V212H133ZM153 214H154V212H153ZM160 214H162V212H160ZM163 214H164V212H163ZM163 214H162V215H163ZM174 214H175V212H174ZM182 214H183V213H182ZM219 214L217 213V214H216L217 217H215V218H219V217H218ZM222 214H223V213H222ZM225 214H226V213H225ZM231 214H232V213H231ZM239 214H240V213H239ZM241 214H242V213H241ZM254 214H255V213H254ZM1 215H3V214H1ZM14 215H15V214H14ZM19 215H21V214H19ZM36 215H37V214H36ZM55 215H57V213H56ZM120 215L122 216V214H120ZM124 215H126V214H124ZM124 215H123V216H124ZM149 215H150V214H149ZM149 215H148V216H149ZM162 215H161V216H162ZM165 215H166V214H165ZM172 215H173V214H172ZM172 215H170V217H172L173 219H174V217H176L175 219H177V215H176V216L173 215L174 217H173ZM180 215H181V213H179L178 216H180ZM185 215H186V214H184V217H185ZM205 215H206V217L209 216V218H210V215H209L208 213H207V214L205 213ZM226 215H227V214H226ZM256 215H257V214H256ZM23 216H26V214L23 215ZM51 216H52V215H51ZM83 216H84V215H83ZM121 216H120V217H121ZM123 216H122V217H123ZM141 216H143V214H142ZM151 216H152V214H151ZM151 216H150V217H151ZM153 216H154V215H153ZM153 216H152V217H153ZM155 216H156V215H155ZM155 216H154V217H155ZM157 216H158V215H157ZM203 216H204V215H203ZM219 216H220V215H219ZM222 216H223V215H222ZM263 216H264V214H263ZM1 217H2V216H1ZM3 217H5V216H3ZM31 217H32V216H31ZM31 217H30V218H31ZM41 217H42V216H41ZM105 217H106V216H105ZM110 217H111V216H110ZM120 217L117 216V218H116V220H118V222L116 221L118 224L121 222V218H120ZM146 217H147V216H146ZM152 217H151V218H152ZM158 217H160V216H158ZM167 217L169 218V216H167ZM181 217H183V216H181ZM193 217H195V216L193 215ZM200 217L202 218V216H200ZM220 217H221V216H220ZM223 217H228V216H223ZM223 217H222V218H223ZM251 217H252V216H251ZM255 217H256V216H255ZM258 217H259V213H258ZM5 218H6V217H5ZM5 218H4V220H5ZM7 218H9V220H10V217H7ZM24 218H25V217H24ZM28 218H29V217H28ZM78 218H79V217H78ZM113 218H114V215H113ZM113 218H112V217H111V218L106 217V219L103 220V221L105 222V221L108 219V220H107V222H108L109 219H113ZM119 218H120V221H119ZM135 218H136V217H135ZM135 218H134V219H135ZM140 218L142 219V217H140ZM140 218H139L138 222L141 220ZM160 218H161V217H160ZM160 218L158 219V221L160 220ZM163 218L166 219V216L163 217ZM163 218H162V219H163ZM185 218H188V217H185ZM185 218H183V219L185 220ZM190 218H191V217H190ZM204 218H205V216H204ZM204 218L202 219L203 222H205ZM209 218H207V219L205 218V219L208 220ZM211 218H212V215H211ZM211 218H210V220H211ZM215 218H212V219H213V222H214V219H215ZM230 218H231V217H230ZM234 218H235V217H234ZM260 218L263 219V217H260ZM260 218H258V219H260ZM32 219H33V221H34V218H32ZM32 219H31V220H32ZM35 219H36V218H35ZM38 219H39V218H38ZM129 219H130V218H129ZM134 219H133V220H134ZM143 219H145V218H143ZM143 219H142V220H143ZM152 219H153L154 221H156L155 219H157V217L152 218ZM196 219H198V218H196ZM240 219H241V218H240ZM250 219H251V218H249V221H248L249 223H251V222L253 221L252 219H251L252 221H251ZM256 219H257V218H256ZM31 220H30V221H31ZM78 220H79V219H78ZM124 220H125V219H124ZM153 220H152V221H153ZM171 220H172V219H171ZM177 220L179 221L180 218L177 219ZM188 220H189V219H188ZM202 220H201V223H203ZM220 220H221V218L219 219V221H218V219L216 220V221L219 223V225H220ZM222 220H223V219H222ZM222 220H221V221H222ZM227 220H228V219H227ZM231 220H233V219L231 218ZM244 220H247V219H243V222H244ZM254 220H255V219H254ZM263 220H264V219H263ZM42 221H43V220H42ZM68 221H69V220H68ZM74 221H76V220H74ZM112 221H113V227L118 226V225H116L117 223L114 222V220H110L111 223H112ZM147 221L150 223V221L148 220V217H147L146 220H145V223H146V224H147ZM152 221H151V223H152L151 226H152V227L149 226V225H147V226H148V231H150V233H151V231L155 230V229H153V227H156V225H158V223H157L158 221H156V223H155L154 221H153V222H152ZM163 221H164V220H163ZM181 221H182V219H181ZM197 221H198V220H196L195 222H197ZM34 222H35V221H34ZM76 222H77V221H76ZM140 222H141V221H140ZM140 222H139V224H140ZM167 222L169 223V220L166 221L165 224H166ZM170 222H171V221H170ZM175 222H176V220H174V223H175ZM191 222H192V220H191ZM206 222H207V221H206ZM206 222H205V223H206ZM211 222H212V221H211ZM211 222H210V223H211ZM240 222H241V221H240ZM257 222H258V220H257ZM50 223H51V222H50ZM115 223H116V224H115ZM126 223H127V222H126ZM141 223H142V222H141ZM149 223H148V224H149ZM153 223H154V224H153ZM168 223H167V224H168ZM172 223H173V222H172ZM172 223H171V224H172ZM174 223H173V224H174ZM176 223H177V222H176ZM176 223H175V224H176ZM183 223L186 224L187 222H186V221H185V222H182V225H183ZM214 223H215V222H214ZM227 223H228V222H227ZM229 223H230V221H229ZM26 224H27V226H28V223H26ZM39 224H40V223L38 222V225H39ZM108 224H109V223H108ZM114 224H115V226H114ZM120 224L122 225V223H120ZM123 224L125 225V222H124V221H123ZM127 224H128V223H127ZM127 224H126V225H127ZM134 224H136V222H135ZM139 224H137V225H138V226H141V225H142V224H140V225H139ZM146 224H143L144 226L142 225V228L145 227ZM159 224H160V222H159ZM177 224H178V223H177ZM177 224H176V225H177ZM187 224L189 225L190 223L188 222ZM215 224H216V223H215ZM215 224H214V227H215ZM231 224H232V223H231ZM240 224H241V223H240ZM244 224H245V223H244ZM252 224H255V223L253 222V223L247 225V221H246V225H245V227H246V226L249 227V226L252 225ZM0 225H1V224H0ZM13 225H14V224H13ZM38 225L35 226V227L38 228ZM48 225H49V223H48ZM51 225H53L54 228H55V227L58 228V226H56V223H55V226H54V224H52V223H51ZM65 225H66V224H65ZM96 225H98V224L96 223ZM126 225H125V226H126ZM154 225H155V226H154ZM163 225H164V223H163ZM191 225H192V224H191ZM193 225L196 227L195 224H193ZM228 225H229V224H228ZM258 225L261 226L260 228H262V224H261V223H259ZM16 226H17V225H16ZM30 226H32V223H31ZM59 226H60V225H59ZM91 226H92V225H91ZM91 226H90V227H91ZM122 226H123V225H122ZM122 226H121V227H122ZM125 226H123V227L121 228L120 225H119V226H118V227H120V230H119V231L122 232V229H123V228H124V231H126L127 227L130 226V225L128 224V226H126V227H125ZM158 226H159V225H158ZM158 226H157V227H158ZM174 226H175V225H174ZM220 226L223 227L222 222H221V225H220ZM230 226H231V225H230ZM252 226H253V225H252ZM252 226H251V227H252ZM254 226H257V224L254 225ZM254 226H253L252 229H254ZM0 227H1V229L3 228L2 226H0ZM5 227H6V226H4V228H5ZM35 227L33 226V228H35ZM67 227H68V226H67ZM107 227H109V226H107ZM118 227H117V228H118ZM130 227H131V226H130ZM149 227H150V229H151V228H152V229L150 230ZM157 227H156V232H157ZM160 227H161V228H160L161 231H162V230L165 231L166 228L162 229L163 227H162V226H160ZM175 227H176V226H175ZM185 227H188V226H185ZM195 227H194V228H195ZM202 227H204V226H202ZM202 227H200V225H199L198 228L203 229ZM216 227H217V226H216ZM222 227H221V229H222ZM232 227H233V226H232ZM232 227H231V228H232ZM8 228H9L10 231H12L11 228H10V226H8ZM30 228H32V227H30ZM33 228H32V229H33ZM44 228H45V225H44ZM64 228H65V227H64ZM72 228H73V227H72ZM198 228H197V230H198ZM204 228H205V227H204ZM210 228H211V227H210ZM226 228H227V227H226ZM231 228H230V229H231ZM234 228H235V227H234ZM242 228H243V227H242ZM246 228H247V227H246ZM1 229H0V233H3V231H1ZM16 229H17V228H16ZM19 229H21V227H20ZM40 229H41V228H39V230H40ZM70 229H71V228H70ZM107 229H108V228H107ZM110 229H111V228H110ZM114 229H115V228H114ZM139 229L141 230V228H139ZM158 229H159V227H158ZM167 229H169V226H168ZM167 229H166V231H167ZM185 229H186V228H185ZM188 229H189V228H188ZM192 229H193V228H192ZM228 229H229V228H228ZM236 229H237V228H236ZM39 230L36 229L37 232H39ZM47 230H48V228H47ZM59 230H60V228H59ZM59 230H58V231H59ZM61 230H62V229H61ZM91 230H93V229L91 228ZM105 230H106V229H105ZM112 230H113V228H112ZM117 230H118V229H117ZM160 230L158 231V232H159V236H160ZM170 230H171V228H170ZM180 230H182V229H180ZM194 230H195V229H194ZM205 230H207V228H206ZM208 230H209V229H208ZM212 230H215V231L217 232L218 229H217V228H215V229L213 228ZM224 230L226 231V229H223V233H222V232H220V233H222L223 235H224V233H225V235L229 236V235H228V231H226V232H227V233H226ZM247 230H248V229H247ZM255 230L258 231L257 227L255 228ZM5 231L8 232V229H6V230L4 229V232H5ZM14 231H15V230H13L12 232H14ZM28 231H30V230L28 229ZM33 231H35V229H33ZM33 231H32V232H33ZM48 231H49V230H48ZM65 231H66V232H65ZM65 231L62 230V231H60V232H61V233L63 232V234L65 233L66 235H69L67 228H65ZM81 231H82V230H81ZM86 231H87V230H86ZM124 231H123V232H124ZM129 231H130V230H129ZM146 231H147V227H146ZM166 231H165L166 234H171L169 231H168V233H167ZM182 231H183V230H182ZM186 231H187V230H186ZM186 231H185V232H186ZM199 231L201 232L200 229H199ZM220 231H222V230H220ZM235 231H236V230H235ZM235 231H234V232H235ZM238 231H240V230H238ZM12 232H11V233H12ZM22 232H24V229H23ZM22 232H20V233L22 234ZM83 232H85V231H83ZM89 232H90V231H89ZM114 232L116 233V229L114 230ZM139 232H140V231L138 230L137 233H139ZM142 232H143V231H141L140 233H142ZM172 232L174 233L175 231L172 230ZM178 232H180V231L178 230ZM183 232H184V231H183ZM192 232H195V231L192 230ZM204 232H205V231H204ZM210 232H211V231H210ZM210 232H209V233H210ZM240 232H241V231H240ZM255 232H256V231H255ZM14 233L17 234V235L19 234L18 232H17V233L14 232ZM14 233H13V235H14ZM77 233H80V231H79V232L76 231V234H77ZM85 233H86V232H85ZM94 233H95V232H94ZM124 233H125V232H124ZM127 233H129V232L127 231ZM150 233H149V232L144 233V234H145L144 237L146 238V234H149V235H148V237H149V236H150ZM162 233H163V231H162ZM189 233H190V232H189ZM195 233H196V232H195ZM212 233H213V232H212ZM218 233H219V232H218ZM218 233H214V234H216V235H214V236H217ZM238 233H239V232H238ZM5 234H6V233H5ZM21 234H20V235H21ZM26 234H27V233H26ZM33 234H36V233H34V232L32 233V237H35V235L33 236ZM37 234H38V233H37ZM37 234H36V237H37ZM41 234H44V233H41ZM47 234H48V236H50V235H49V234H50L49 232H48ZM80 234H81V233H80ZM80 234H79L78 236H80ZM89 234L91 235V232H90ZM95 234H96V233H95ZM103 234H104V233H103ZM125 234H126V233H125ZM129 234H131V233H129ZM132 234H133V233H132ZM152 234H153V233H152ZM155 234H156V233L153 234L154 236H152V238L155 237ZM180 234H183V233H179V235H180ZM187 234H188V233H187ZM196 234H197V233H196ZM196 234H193V233H192L191 237H192L193 235L197 236V235L200 234V233H198L197 235H196ZM201 234H202V233H201ZM230 234H232V233H230ZM233 234H234V233H233ZM241 234H242V233H241ZM261 234H262V233H261ZM263 234H264V233H263ZM30 235H31V233H30ZM82 235H83V233L81 234V236H82ZM84 235H85V234H84ZM86 235H87V234H86ZM86 235H85V236H86ZM97 235H98V234H97ZM104 235H105V234H104ZM133 235H135V234H133ZM140 235H141V234H140ZM162 235H163V234H162ZM164 235H165V234H164ZM177 235H178V233H177ZM234 235H235V234H234ZM234 235H233V236H234ZM242 235H243V234H242ZM246 235H247V234H246ZM253 235H254V234H253ZM259 235H260V234H259ZM259 235H257V237L255 238L256 241H257V239L259 240V239L261 238V237H259ZM28 236H29V235H28ZM39 236H40V235H38V238H39ZM78 236H77V237H78ZM81 236H80V240H82V239H81ZM98 236L103 237L102 235H98ZM138 236H139V235H138ZM171 236H172V234H171ZM184 236H185V235H184ZM221 236H222V235H221ZM221 236H220V237H221ZM230 236L232 237V235H230ZM236 236H238L237 233H236L235 237H236ZM239 236H240V235H239ZM239 236H238V237H239ZM244 236H245V234H244ZM244 236H243L242 238H241V237H240V238L243 240V238H245ZM261 236H262V235H261ZM14 237H15V236H14ZM16 237L18 238V236H16ZM22 237H23V236H22ZM43 237H44V239H46V236L43 235ZM77 237H76V238H77ZM101 237H98V238L100 239ZM141 237H143V234H142ZM148 237H147V238H148ZM156 237H157V236H156ZM156 237H155V238H156ZM163 237L166 239L165 236H163ZM169 237H170V236H169ZM180 237H181V236H180ZM180 237H179V238H180ZM198 237H199V235H198ZM206 237H207V236H206ZM208 237H209V236H208ZM223 237H224V238H223ZM223 237H222V238H223V240H224L225 242H228V240L231 238V237H230L229 239L227 238V240H225V236H223ZM247 237H248V236H246V238H247ZM254 237H255V235H254ZM24 238H25V236H24ZM24 238H22V239H23V241L25 242ZM28 238H29V237H28ZM30 238H31V236H30ZM30 238H29V239H30ZM61 238H64V237H60V240H61ZM68 238H69V237H67V240H68L69 242H71V241H70V240H71V239H70L71 237H70L69 239H68ZM87 238H88V237H86L85 239H86V241H87V243H88ZM93 238H95V236H93ZM137 238H139V237H137ZM150 238H151V237H150ZM161 238H162V237H161ZM176 238H177V237H176ZM179 238H178V240H179ZM185 238H187V237H185ZM185 238H184V239H185ZM196 238H197V237H196ZM200 238H201V237H200ZM200 238H199V240H201ZM210 238H213V236L210 237ZM217 238H219V237H217ZM222 238H221V241H220V242H222ZM233 238H234V237H233ZM246 238H245V239H246ZM248 238H249V237H248ZM0 239H2L1 236H0ZM4 239H5V240H4V241L2 240V242H5V241H6V237H4ZM14 239H15V238H14ZM36 239H37V238H36ZM36 239H34V241H35ZM39 239H40V238H39ZM41 239H42V240H41ZM41 239L38 240V241H39V242L41 241V242L43 243V238L41 237ZM49 239H50V238H49ZM49 239H48V237H47L46 240H49ZM54 239H55V238H52V240H49V241H53ZM77 239H79V237H78ZM83 239H84V238H83ZM102 239H103V238H102ZM102 239H101V240H102ZM107 239H108V237H107ZM112 239H114V238H112ZM156 239L158 240V238H156ZM156 239H154V240H156ZM170 239H172V238H170ZM193 239H194V238H192L191 241H194V242L197 241V239H196V240H193ZM238 239H239V238H238ZM261 239L263 240V238H261ZM261 239H260V240H261ZM12 240H13V237H12ZM18 240H19V239H18ZM26 240H27V239H26ZM91 240H92V238L90 239V241H91ZM93 240H94V242H95L96 239H93ZM93 240H92V241H93ZM110 240H111V239H110ZM116 240H117V241L119 240L120 242L122 241V240H120V239H116ZM175 240H177V239H175ZM182 240H183V239H182ZM202 240H203V239H202ZM230 240H232V238H231ZM230 240H229V241H230ZM248 240H249V241H252V239H251V240L248 239ZM260 240H259V241H260ZM0 241H1V240H0ZM7 241H10V239L7 240ZM14 241H15V240H14ZM21 241H22V240H21ZM21 241L19 240V243H22ZM31 241H32V240H31ZM63 241H65V240L63 239ZM68 241H67V242H68ZM123 241H124V240H123ZM123 241H122V242H123ZM161 241L164 242V240H161ZM166 241H167V240H166ZM166 241H165V242H166ZM172 241H173V239H172ZM180 241H181V239H180ZM203 241H204V240H203ZM205 241L208 242L206 239H205ZM218 241H219V240H218ZM218 241H216V242H218ZM233 241H234V240H233ZM245 241H247V240H245ZM16 242H17V241H16ZM35 242H36V241H35ZM55 242H56V241H55ZM58 242H60V241H58ZM67 242H66V243H67ZM78 242H79V241H77V243H78ZM80 242H81V241H80ZM83 242H84V240H82V243H83ZM97 242H98V241H97ZM101 242H102V241H101ZM101 242H100V243H101ZM125 242H126V244L128 245V242H127V241H125ZM125 242H124V243H125ZM168 242H170V241H168ZM168 242H166V243H168ZM174 242H175V241H174ZM174 242H173V243H174ZM176 242H177V241H176ZM187 242H188V241H187ZM194 242H193V244H191V245H193V246H194V249L196 250V248H197L196 245H197L198 243L196 242L197 244L194 245ZM198 242H200V241H198ZM213 242H214V241L212 240L211 243H212L213 248H214V243H213ZM216 242H215V243H216ZM231 242H232V241H231ZM231 242H230V243H231ZM260 242L263 243L264 241H263V242L260 241ZM260 242H259V243H260ZM12 243H13V241H12ZM14 243H15V242H14ZM14 243H13V244H14ZM17 243H18V242H17ZM26 243H27V241H26ZM26 243H25V244H26ZM36 243H37V242H36ZM45 243H46V242H45ZM52 243H54V241H53ZM87 243H86V244H87ZM91 243H93V242H91ZM102 243H103V242H102ZM102 243H101V246H102ZM116 243H117V242H116ZM131 243H132V242H131ZM133 243H134V242H133ZM177 243H178V242H177ZM177 243H175V244H177ZM191 243H192V242H191ZM201 243H202V242H201ZM201 243H200V244H201ZM211 243H210V244H211ZM228 243H229V242H228ZM235 243H237V241H236ZM244 243H245V242H243V244L240 243V245L243 246ZM246 243H247V242H246ZM246 243H245V244H246ZM249 243H250V242H248V244H249ZM252 243H253V241H252ZM252 243H251V244H252ZM13 244H12V248H13V246H14ZM28 244H29V243H28ZM31 244L33 245V242H32ZM34 244H35V243H34ZM39 244H40V243H39ZM55 244H57V243H55ZM67 244H68V243H67ZM88 244H89V243H88ZM88 244H87V245H88ZM105 244H106V245H105ZM105 244H104V245L106 246L105 248H107L106 251L103 252L102 250H105V249H102V250L100 249V250H99V253L97 252V254H96V249H97V251H98V245H99V244L96 243L97 247L92 246V247L95 248L94 252H95V254H96V257H93V256H92V254H94L93 250H92L93 253L91 252V249H93V248L91 247V245H95V243H93V244H91V245H88L87 248H88L89 246L91 247V249H90V247L88 248V250H90L89 252H91V256H92L93 258H96L95 260H97V261H94L93 258H89V260H88L87 258H85V261H87V262H85V263H83V264H86V263H87V264H116V263L118 264V262L121 263V261H122V262H126V264H127V263H131V261H130V260H131V259H130L131 257H128L126 251H124V250H122V249H120V248H117V249H116V247H117L118 245L116 246V244H115V246L113 245V247L111 248L110 245L107 246V244H110V241H108V240L106 241ZM121 244H122V243H120V245H121ZM134 244H136V243H134ZM171 244H172V243H171ZM175 244H174V245H175ZM178 244H181V243L179 242ZM182 244H183V243H182ZM185 244L187 245V243H185ZM189 244H190V240H189ZM202 244H204V243H202ZM202 244H201V246H198V247L201 248V247H202ZM207 244H209V243H207ZM207 244H206V246H207ZM222 244L224 245V242H222ZM248 244H247V246H248ZM251 244H250V245H251ZM255 244H256V243H255ZM257 244H258V243H257ZM1 245H2V244H1ZM5 245H6V244H5ZM7 245H8V244H7ZM21 245H22V244H21ZM26 245H27V244H26ZM26 245H25V246H26ZM29 245H30V244H29ZM43 245H44V244H42V248H41V247H40V248L44 250ZM50 245H51V242H50ZM74 245L77 246V244H75V243H74ZM78 245H79V243H78ZM82 245H83V244H82ZM138 245H139V244H138ZM140 245H141V244H140ZM152 245H153V244H152ZM163 245H164V244H163ZM216 245H219V244L216 243ZM226 245H227V243H226ZM228 245H229V244H228ZM228 245L225 246V247H228V248L230 247L229 250H231V249L234 250V246H235V244H234L233 242H232V244H231L232 246L234 245L233 248H231V246H228ZM240 245H239V246H240ZM15 246H16V243H15ZM25 246H24V247H25ZM27 246H28V245H27ZM40 246H41V245H40ZM45 246H46V245H45ZM47 246H49V245L47 244ZM51 246H53V244H52ZM55 246H56V245H55ZM101 246H100V247H101ZM123 246H124V245H123ZM123 246H120V247L123 248ZM141 246H143V245H141ZM195 246H196V248H195ZM203 246H204V245H203ZM239 246L236 245L235 247L238 248ZM242 246H241V247H242ZM257 246H259V245H257ZM261 246H262V244H261ZM29 247H30V246H29ZM34 247H35V245H34ZM36 247H37V245H36ZM49 247H50V246H49ZM78 247H79V249H81V244H80ZM78 247H77V248H78ZM118 247H119V246H118ZM148 247H149V246H148ZM148 247L146 246V249H147ZM188 247H189V246H188ZM188 247H187V248H188ZM190 247L193 248L192 246H190ZM190 247H189V248H190ZM208 247H211V246L208 245L207 248H208ZM220 247H221V244H220ZM220 247H219V248H220ZM241 247H240V248H241ZM2 248H3V251H6V250L4 249V247H2ZM5 248H6V247H5ZM20 248H21V247H20ZM32 248H33V247H32ZM37 248H38V247H37ZM37 248H36V249H37ZM40 248H39V249H40ZM45 248L49 250L48 247H45ZM77 248H76V250H77ZM83 248H85V247L82 246V249H83ZM103 248H104V247H103ZM130 248H131V247H130ZM130 248H128V249L130 250ZM202 248H203V247H202ZM202 248H201V249H202ZM213 248L211 247L212 250H214ZM219 248L217 247L215 250L218 249V252H219ZM236 248H235V249H236ZM251 248H252V247H251ZM251 248H250V249H251ZM6 249H7V248H6ZM8 249H9V247H8ZM23 249H24V248H23ZM52 249H53V248H52ZM59 249H60V248H59ZM62 249H63V248H61V252L64 251V250L62 251ZM114 249H116V250H114ZM128 249H127V250H128ZM131 249H134V247L131 248ZM139 249H140V247H139ZM148 249H149V248H148ZM153 249H154V246H153ZM197 249H198V248H197ZM203 249H204V248H203ZM241 249H244V250H243V253H244V251H245V250L247 251L249 248L246 249V248L244 247V248H241ZM259 249H260V248H259ZM259 249H257L258 253H259V251L261 252V249H260V250H259ZM18 250H19V247H18ZM30 250H31V248H30ZM50 250H51V249H50ZM50 250H49V251H46V250H45V255H47L46 258H48V259H42V260H43V261H42V260H40V258H39L38 261L35 262V261H36V260H35V261H34L35 263H33V264H59L60 262H59V263H58V262H54L53 260H50V259H49V258H51V257H49V256H51V253L54 251V250H53L52 252H50ZM73 250H74V249H73ZM113 250H114V252L116 253V255H114L115 257H111V254H110L111 251H113ZM134 250L136 251V249H134ZM134 250H130V251H132V252L135 254V251H134ZM144 250H145V248H144ZM144 250H143V251H144ZM149 250H150V249H149ZM158 250H159V249L157 248V251H154V255H156V253L158 252ZM215 250H214L213 253H215ZM222 250H223V248H222ZM224 250H225V248H224ZM224 250H223V252H224ZM238 250L241 251L240 254L243 255L242 250H240L239 248H238ZM14 251H16V249H14ZM24 251H25V250H24ZM24 251H23V252H24ZM31 251L33 252V250H31ZM36 251H38V250H35V249H34V253H35ZM41 251H42V250H41ZM41 251H40V252H41ZM55 251H56V250H55ZM140 251H142V249H141ZM163 251H164V250H163ZM236 251H237V250H236ZM239 251H238V252H239ZM249 251H250V250H249ZM253 251L255 252L256 250H253ZM6 252H7V251H6ZM8 252H9V251H8ZM17 252H18V251H17ZM21 252H22V249H21ZM28 252H30V251H28ZM32 252H30V253H32ZM38 252H39V251H38ZM38 252H37V254H40V252H39V253H38ZM47 252H48V253L50 252L49 256H48ZM64 252H66V251H64ZM64 252H63V253H64ZM77 252H78V251H77ZM82 252L85 253V251H83V250H82V251L79 250L78 255H77V253H76L75 256H78V258L80 259V257H82ZM136 252H137V251H136ZM144 252H145V251H144ZM155 252H156V253H155ZM165 252H167V250H166ZM165 252H164L163 254H165L164 256L167 257V254H166ZM169 252H170V251H169ZM177 252L180 253L179 251H177ZM218 252H217V253H218ZM238 252H237V253H238ZM30 253H29V256H30V257H28V254L26 255V256L28 257V259H29V258H32V257H31L32 254L30 255ZM59 253H60V252H59ZM148 253L151 254L152 252L149 251ZM159 253L162 255V252H161V251H160ZM159 253H157V254H159ZM173 253H174V252H173ZM211 253H212V252H211ZM213 253H212V254H213ZM217 253H216V254H217ZM219 253H220V252H219ZM225 253H226V252H224V254H225ZM230 253L234 254V252H230ZM255 253H256V252H255ZM255 253H254V255H255ZM17 254H18V253H17ZM22 254H23V253H22ZM25 254H26V253H24V255H25ZM37 254L35 253L34 256H35V255L37 256ZM55 254L57 255V253H54L53 255H55ZM60 254H61V253H60ZM89 254H90V253H89ZM152 254H153V253H152ZM152 254H151V255H152ZM168 254L171 255L170 253H168ZM174 254H177V253H174ZM181 254H182V253H181ZM209 254H210V253H209ZM227 254H228V253H227ZM240 254H239V255H240ZM244 254H245V253H244ZM260 254H262V256H264L263 253H260ZM1 255H2V250H1ZM13 255H14V254H12V256H13ZM41 255H42V254H41ZM61 255H62V260H63V261H64V260L67 261V259L69 258V257H68V258L66 257L65 253H64V255H65V258H67V259H65V258L63 259L64 255H63V254H61ZM220 255H221V254H220ZM225 255H226V254H225ZM225 255H224V257H225ZM228 255H229V254H228ZM228 255H227V256H228ZM230 255H231V254H230ZM235 255H236V252H235ZM242 255H241V256H242ZM252 255H253V252H252ZM254 255H253V257H254ZM257 255L259 256V254H256V257H257ZM4 256H5V255H4ZM17 256H18V255H17ZM38 256H40V255H38ZM59 256H60V255H59ZM85 256H86V255H85ZM139 256H140V255H139ZM139 256H138V257H139ZM157 256H158V255H157ZM162 256H163V255H162ZM162 256H161V257H162ZM171 256H172V255H171ZM175 256H177V255H175ZM187 256H188V255H187ZM193 256H195V255H193ZM231 256H233V255H231ZM231 256H229V257H231ZM237 256H238V255H237ZM241 256H240V257H241ZM247 256L249 257L248 254H247ZM260 256H261V255H260ZM18 257L20 258V256H18ZM43 257H44V256H43ZM56 257H57V256H56ZM60 257H61V256H60ZM148 257H149V256H148ZM153 257H154L153 255L150 256V258H153ZM155 257H156V256H155ZM158 257H159V256H158ZM172 257H173V256H172ZM197 257H198V256H197ZM200 257H201V256H200ZM221 257H222V256H221ZM229 257H228V258H229ZM238 257H239V256H238ZM243 257H244V255H243L241 258H243ZM5 258H6V257H5ZM12 258H14V256H13ZM15 258H16V257H15ZM15 258H14V259H15ZM25 258H26L25 256H24V258L21 257V259H24V260H22V262L25 261ZM52 258H54V257L52 256ZM70 258H71V257H70ZM70 258H69V259H70ZM156 258H157V257H156ZM156 258H155V259L153 258V260H154L155 262L152 261L151 264H153V262H154V264H155L157 261H159V263L161 262L160 260H162V259H161L160 257H159L160 260H157V261H156ZM168 258H169V257H168ZM183 258H184V257H183ZM183 258H182V260H183ZM233 258H234V256L232 257V259H233ZM244 258H245V260H246V257H244ZM250 258H252V257H250ZM257 258H258V257H257ZM0 259H1V257H0ZM6 259H7V258H6ZM9 259H10V257H9ZM54 259H55V258H54ZM56 259H57V258H56ZM134 259H135V258H134ZM134 259H133V260H134ZM157 259H158V258H157ZM166 259H167V258H166ZM172 259H173V258H172ZM221 259H222V258H221ZM254 259H256V258H254ZM3 260H4V259H3ZM7 260H8V259H7ZM7 260H6V261H7ZM18 260H19V259H18ZM29 260H31V259H29ZM59 260H61V259H59ZM174 260H175V262H176L177 259H174ZM201 260H202V259H201ZM242 260H243V259H242ZM256 260H257V259H256ZM263 260H264V258H263ZM13 261H14V262L16 261L15 264H17V262H18L17 259H15V260H13ZM26 261H27V258H26ZM66 261H64L65 263L62 262V264H78V262H77L78 260L75 261V260H73V258H71V260L68 261V262H66ZM148 261H151V259H149ZM148 261H147V262H148ZM162 261H163V260H162ZM167 261L170 262L171 260L169 259V260H167ZM187 261H188V260H187ZM194 261H196V259H194ZM197 261H198V260H197ZM203 261L206 263V260H202L201 263H202ZM259 261H260V260H259ZM7 262L11 263L10 260L7 261ZM32 262H33V261H32ZM80 262H81V263H80ZM80 262H79V263L82 264L83 261H80ZM88 262H89V263H88ZM144 262H145V261H143V264H144ZM163 262L166 264L165 261H163ZM204 262H203V263H204ZM209 262H210V261H209ZM221 262H222V261H221ZM224 262H225V261H224ZM243 262H244V261H243ZM257 262H258V260H257ZM260 262H262V261H260ZM120 263H119V264H120ZM173 263H174V262H173ZM182 263H183V262H182ZM203 263H202V264H203ZM212 263L214 264L213 261H212ZM225 263H226V262H225ZM0 264H1V263H0ZM12 264H13V262H12ZM19 264H23V263H19ZM26 264H27V263H26ZM121 264H122V263H121ZM139 264H141V263H139ZM156 264H157V263H156ZM178 264H179V262H178ZM183 264H186V263H183ZM188 264H190V263L188 262ZM208 264H209V263H208ZM216 264H217V263H216ZM261 264H262V263H261ZM263 264H264V263H263Z\"/></svg>",
  "mask_w": 264,
  "mask_h": 264
}]
</instances>
